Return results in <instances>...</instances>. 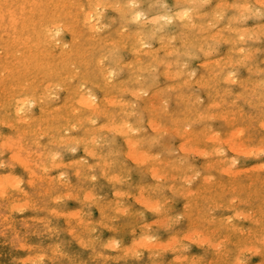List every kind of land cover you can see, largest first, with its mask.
<instances>
[{"label":"rangeland","instance_id":"1","mask_svg":"<svg viewBox=\"0 0 264 264\" xmlns=\"http://www.w3.org/2000/svg\"><path fill=\"white\" fill-rule=\"evenodd\" d=\"M5 1H6V3H4ZM79 1L80 0H72V1L71 0H0V33L2 32V35L0 37L3 38V39H0V43L3 47L2 49H0V52H1L0 63H2V64L5 63L4 65L0 64V70H1V72L3 70H7V71H3L2 73L0 72L2 74V75L0 74V87H1L0 91L2 90V88H3L2 85L4 83H5L4 84L5 86L9 85L8 86L9 88L6 86L3 88L4 90H2L0 92V104H1L0 105V107H1L0 108V128H1L0 129V131H1L0 135H2V136H0V177H6L8 175L10 177L16 178V176L18 175L16 179L21 180V181L23 180V183H21V181H20L21 184L19 185V188H12L11 187L12 189L8 188L9 190L6 193H4L5 195L0 194V237H2V238H0V246H1L0 247V264H3V263H5V264H66V263L67 264H73V263L74 264H82V263L83 264H87V263L88 264H103V263L104 264H106V263L107 264H141V263L142 264H154V263L155 264H157V263L158 264H186V263L187 264H198V263L199 264H234L235 263L236 264L237 262H241V261H243L244 264H264V244H263L264 243V222H263L264 221V193H262L264 190V187H263L264 186V179H263L264 178V173H263L264 172V170H263L264 169V167H263V164H264V143L263 142L264 141H262V140H264V130H263L264 129L263 128L264 127V106L262 105V104H264V94L262 95V93H264V88H263L264 85H262L264 83L263 82V80H264V35H263L264 34V26H263L264 25V0H223V1L205 0V2H203L204 0H199L200 2L198 0H194V1L193 0H189V1H187V0H185V1L184 0H158V1L157 0H138V1L134 0V2H133V0H132V2L130 0H107V1L106 0H90L89 3L87 2L88 0H81L80 2ZM127 1L130 4L129 3L127 4ZM55 2L57 4V6L55 5ZM58 2H59V4H58ZM94 2H96L95 3L96 5L92 4ZM100 2H102V5ZM156 2H160V3H157L158 6L155 4ZM164 2H165V4H164ZM235 2H237L238 4L240 3L241 5H244V6L247 4L248 7L244 8L243 6H241L239 4V9H240L239 10L237 8L238 5ZM61 3H62V5H61ZM109 3H111V4H109ZM119 3H120V5H119ZM125 3L127 5H124ZM132 3H136V4H132ZM137 3L138 4L140 3V4L138 5ZM180 3H181V5H180ZM229 3H232V5L231 4L229 5ZM234 3H235V6H234ZM259 3L262 5H259ZM113 4H114V7L118 4L119 6L117 5L116 7H120V9L119 8H113ZM216 4L223 6V7L217 6ZM98 5H99V7H98ZM103 5H105V6H103ZM108 5H110V6H108ZM130 5H132V6H130ZM255 5H256V7H255ZM129 6L132 8H129ZM134 6H136V7H134ZM153 6L155 7V9H153L154 8ZM176 6L178 9L174 8ZM232 6H234V7H232ZM92 7L95 8L94 11L92 10L93 9ZM103 7H105L104 10H106V11H103ZM157 7H159V8H157ZM182 7H184V8H182ZM186 7H188L189 9ZM218 7H220L221 11H219ZM224 7H226V8H224ZM241 7H243L244 9L243 8L241 9ZM90 8H91V10H86V9H90ZM101 8H102V10H101ZM168 8H171V9L168 10ZM212 8L215 12L213 10H211ZM228 8H230V9H228ZM253 8H255V9L259 8L261 11L259 9L258 10H255V9L252 10ZM68 9H70V10H68ZM158 9L159 10L161 9V10L159 11ZM190 9H191V11H190ZM193 9H195V10H193ZM224 9L228 10V11H225ZM97 10H98V12H96ZM107 10H108V12H107ZM138 10H141V11H138ZM155 10H156V12H155ZM185 10H189L188 12H190V13H188V17L186 19L183 17L185 19V20H183L182 17L178 16V14H176V13L178 11L183 12ZM243 10H245V11H243ZM82 11L84 12L83 13L84 17H83ZM171 11H173V12H171ZM253 11H255V12H253ZM57 12H58V15L56 14ZM91 12H95L94 17H96V16L98 17V15H99V18H97V17L94 18L93 15L91 16V14H93ZM100 12L102 14L104 13L103 17L101 16L102 14ZM162 12H164L165 14ZM242 12H244V13L242 14ZM256 12H257V14H256ZM258 12H259V14H258ZM78 13H81V14H78ZM145 13H147V15H145ZM166 13H168V14L166 15ZM218 13L220 14V18L222 17V20L219 18ZM260 13L262 14V17H261ZM169 14H171V15H169ZM174 14H176V15H174ZM202 14H204V15L201 16ZM137 15H139V16H137ZM215 15L219 18V22H217V20H218L217 18H214ZM238 15H240V16H238ZM259 15H260V17H259ZM143 16H145L146 18ZM176 16H178V18ZM77 17H79V18L75 19ZM134 17L137 18V20L134 19ZM172 17H173V21H172ZM144 18H145V20H144ZM159 18L160 19L165 18L166 20L163 19L162 20L163 23H162V21ZM211 18H212V20H210ZM89 19L91 21L92 20L93 21L91 22V21H89ZM158 19H159V21H156ZM189 19H191V22ZM237 19H239V20L237 21ZM51 20L58 21L61 25L64 24L63 25L64 28H65V26H68L67 29L65 28L66 30H68V32L65 29H63L64 31L62 30V32H60V33H62V35L64 32L63 37L59 33V37H62L61 38L62 40H58L57 43H55V46L57 45L55 48L51 47L49 45L50 41H48L47 39L44 38L45 34H44V31L42 30V28H44L46 26V25L44 26V24H47ZM143 20L145 22V25L143 24L144 23ZM206 20H210L211 22L206 21ZM83 21H86V22H83ZM96 21L98 24L99 23L103 24V26L102 25L100 26V24L98 25L96 23ZM99 21H101V22H99ZM195 21H196V23H195ZM205 21L208 23V25L205 23ZM236 21H237V23H236ZM77 22H79V23H77ZM81 22L83 23L82 25H81ZM87 22H88V24H87ZM137 22H139V23H137ZM140 22H142V23H140ZM156 22H158V23H156ZM160 22L162 25H160ZM260 22H262V24ZM92 23L93 24L95 23L94 26ZM189 23H191L194 27L193 26L190 27L191 24H189ZM259 23H260V25H259ZM41 24H43L44 27ZM110 24H111V26H110ZM147 24H148V26H147ZM228 24H229V26H231V25L232 26L234 25V26L233 27L231 26V28H226V27H228ZM166 25H167V27H165ZM209 25H211L212 27ZM245 25H246V27H241V26H245ZM247 25H249L251 29L253 27V29L251 30L249 28V26H247ZM30 26H31V28H30ZM87 26H88L89 31L87 30ZM91 26H92V29H91ZM215 26H216V28H214ZM235 26L240 27V28H236ZM71 27H72V29H71ZM93 27H95V28H93ZM102 27L104 29L105 28L106 29L103 30ZM155 27H156V29H154ZM259 27H261V28H259ZM118 29H119V31H118ZM122 29L126 31L125 35H123L124 32L122 31ZM136 29H137V32H135ZM161 29H162V31H160ZM228 29H230V31ZM93 30H96L97 32L100 31V32L96 34V32ZM150 30H151V32H150ZM215 30H217L216 31L217 33L213 32ZM250 30L252 32L256 30L257 33H255V32L251 33ZM76 31H78V33ZM207 31H209V32H207ZM244 31H245V33H247V31L250 32L249 33L250 35L248 33L245 34ZM70 32H72V34ZM120 32H122V33H120ZM134 32L136 34L138 33L139 35H136ZM152 32L155 36L153 34L151 35ZM234 32H235V34H234ZM127 33L130 36H126ZM209 33H210V39H209ZM241 33H244L245 36H244V34H241ZM78 34H80V36H78ZM213 34H214V36H213ZM216 34H217V37H216ZM88 35H90V36H88ZM226 35H228V36L224 37ZM247 35H249V36H247ZM92 36H93V38H92ZM139 36L141 37V39H144V40H141L138 44L137 38ZM144 36L145 37L147 36V38H145ZM220 36H223L222 40L220 39L221 38ZM235 36L236 37L239 36L237 38L239 39L241 37V39L238 40ZM74 37H75V39H77L78 37L79 38L77 40H75ZM158 37H160V39H158ZM213 38L220 40V41H218L219 44L216 43L217 41L214 40ZM254 38L255 39L258 38V39L255 40ZM5 39H7V40H5ZM103 39H105V40H103ZM113 39H115L116 42ZM145 39H147V40H145ZM223 39H225V40H223ZM1 40H4V42ZM49 40H50V38H49ZM72 40H74V41L72 42ZM122 40H123V42H122ZM135 40H136L137 44H133V43H135ZM241 40L243 41V43ZM32 41H33V43H32ZM45 41L48 42V44ZM131 41H132V43H131ZM235 41H240V42H235ZM27 43H29V44H27ZM30 43H32V44H30ZM62 43H63L64 49L62 48ZM120 43H122V44L124 43V46L123 45L120 46ZM149 43L151 44V46H149L150 45ZM201 43L203 46L201 45ZM161 44H162V47H161ZM164 44L166 45V47H164L165 46ZM214 44H215V46H213ZM216 44L220 45V46H217ZM115 45L117 46V48ZM147 45L150 48H147L146 47ZM169 45H170V47H169ZM199 45L202 48L199 47ZM237 45H238V47H237ZM241 46L242 47L245 46L246 48L243 47L241 49ZM65 47L67 48V50ZM109 47L111 49H109ZM175 47L177 48L176 49L177 51L174 52ZM227 47H229L231 49V52H230L229 48H227ZM249 47H251L250 50H249ZM57 48H62L63 50H65V55H64L65 58H64V56H63V59L60 57L59 53L56 51ZM157 48H159V49H157ZM199 48L201 50H199ZM207 48H208V51H207ZM113 49H114V51H113ZM139 49L142 51H139ZM163 49H166V50H163ZM211 49H212V51H211ZM77 50H78V52H77ZM227 50H229V51H227ZM28 51H32V52L28 53ZM35 51L37 54L35 53ZM54 51H56L55 54H54ZM167 51H168V54L166 53ZM171 51L174 53H172ZM242 51H243V53H242ZM248 51H250V52H248ZM12 52H14V53L12 54ZM18 52H20V53H18ZM187 52H189V53H187ZM207 52H209L211 54V56ZM236 52H238V53H236ZM254 52H256V53H254ZM141 53H143V54H141ZM206 53L212 59L208 55H206ZM5 54L6 55L10 54V55L5 56ZM46 54H48V55H46ZM140 54H141V56H139ZM41 55L43 58L41 57ZM193 55H196V56L194 57ZM222 56H224L225 58ZM229 56H231V57H229ZM105 57H106V59H105ZM101 58H102V60H101ZM139 58H140V60H138ZM227 58L230 60H228ZM239 58L242 62L239 60ZM242 58H246V59H242ZM5 59H7V60H5ZM96 59H98V60H96ZM207 59H208V61H206ZM213 59H215V61ZM219 59H221V60H219ZM12 60H14L15 62L13 63ZM100 60H101V62H100ZM127 60H128V62L126 65L125 62ZM136 60H138V61H136ZM197 60H199V61H197ZM218 60H219V62H218ZM84 61H86L87 63ZM102 61L105 63H103ZM121 61H123V62H121ZM129 61H131V63ZM209 61L212 62L213 64L212 63L209 64L210 63ZM221 61H224V62L227 61V63H225V66L223 64L224 62H221ZM228 61H230V63ZM239 61L241 62L242 66H239V64H238ZM10 62H12V63H10ZM51 62H52V64H50ZM95 62H99V63H97V65H96ZM204 62H206L210 66L207 65L206 63L204 66ZM231 62L233 63V65ZM129 63H130V66H128ZM235 63L237 64L236 66H234ZM242 63H244V64H242ZM99 64H101L103 67H105V65L107 64L106 68L109 67L111 70H113L114 73H113V75H111V77L113 76L114 82L111 81V79H112L111 77H109L108 79L107 78L101 79V77L103 76V73L101 72L102 68H100L102 66ZM229 64L231 65V67ZM5 65H6V67H5ZM110 66H112V68ZM113 66H114V69H113ZM115 66H116V68H115ZM147 66H150V67H147ZM222 66H224L225 68L224 67L222 68ZM226 66H227V68H226ZM155 67L157 68L156 72H155ZM255 67H258V69H261V71L257 72ZM9 68L11 70H9ZM97 68H100V69H97ZM148 68L151 72L152 71L153 72L151 73L148 70ZM231 68L232 69L234 68V69L232 70ZM190 69L192 71H190ZM70 70L71 71L74 70L75 74H74V71L69 72ZM208 70L209 71L211 70V71L209 72ZM226 70H227V72H226ZM116 71H119V72L116 73ZM188 71H190V72L186 73ZM233 71H235V72H233ZM65 72H67V73H65ZM171 72H173V73L171 74ZM181 72H183V73H181ZM64 73H65L66 78L64 77ZM99 73H101L102 75H100ZM166 73H167V75L169 73L170 76L168 75L167 77H165ZM191 73H193V74H191ZM190 74H191V76H190ZM222 74H223V76H222ZM229 74L231 75L232 78L230 77ZM233 74H234V76H233ZM135 75H137V78L139 80L136 78ZM173 76H175L174 79H173ZM185 76H186V78H185ZM139 77H141V78H139ZM190 77H191V80L189 79ZM212 77H214V78H212ZM217 77H219V78H217ZM58 78H59V80L57 82ZM70 78H71V80H69ZM183 78L186 81L189 80L188 81L189 83H187ZM237 78L238 79L243 78V79L238 81ZM249 78H251L250 79L251 82L249 81ZM83 79H85L86 82H83L84 81ZM194 79L198 83L197 82L195 83ZM63 80L65 82L61 83V81H63ZM95 80H96V82L97 81L99 82V85H98V82L96 84ZM116 80H119L120 83H119V81L116 82ZM201 80L204 81L203 84H202ZM216 80H217V82H216ZM260 80H261V82H260ZM20 81H23V82H20ZM28 81H34V82L31 83ZM190 81H192V82L190 83ZM205 81H208V82H206L208 84H206ZM209 81H210V83H209ZM223 81H225V83ZM38 82L40 83V85ZM93 82H95V83H93ZM170 82H172V83H170ZM173 82L176 84H173ZM181 82L183 83V85L181 84ZM200 82H201L200 85H202V87L200 85L198 86V84ZM229 82H231V83H229ZM253 82H255V83H253ZM51 83L53 84V86L52 85L49 86V84H51ZM55 83L56 84H62V86H59V85L56 86ZM104 83L107 86L106 85L104 86ZM166 83H168V84H166ZM177 83H179V84H177ZM237 83H239V84H237ZM25 84H27V85H25ZM66 84L68 86V89H67ZM71 84L72 85L74 84V85L71 86ZM76 84H79V85L81 84L80 86L78 85V87H79L78 90H77ZM180 84H181V86L180 87L178 86V88H177V85H180ZM253 84H254V86H253ZM24 85L27 87L25 88ZM35 85H36V87H35ZM108 85H110V86H108ZM166 85H168L169 87L171 86L170 88H172V89H170ZM208 85H209V87H208ZM258 85H260V86H258ZM63 86H64V88H63ZM81 86H83V87H81ZM119 86L123 88V92H122V88L120 89ZM150 86H152L153 88L152 87L150 88ZM15 87H16V89H14ZM21 87L22 88L24 87V88L22 89ZM34 87L36 88V90ZM53 87H55V88H53ZM57 87H59L60 89L62 88V91L60 92L59 88H57ZM71 87H73L72 88L73 90L71 89ZM75 87H76V89H75ZM134 87H136V88H134ZM140 87H141V89H140ZM228 87H231V88H228ZM11 88H13V91ZM42 88H44V90ZM90 88H91V90H90ZM117 88L119 91L117 90ZM146 88L148 90H146ZM225 88H226V90H225ZM57 89L59 92L58 93L59 96H57L58 95L57 92L53 93L54 91H57ZM70 89L72 92L70 91ZM79 89L82 91H80ZM86 89L88 91H86ZM102 89H104V90H102ZM151 89L152 90L154 89V90L151 91ZM207 89H209V90L207 91ZM45 90L49 94L46 93ZM136 90H137V92H136ZM143 90H146V91H143ZM49 91H51L52 93ZM89 91L93 92L94 95H96V98H97L96 102L98 105V107H97L98 111L97 112L101 111L100 113L93 112V114H92V110L87 109V107H84L83 105H80L79 103H77L79 96L83 95V94L87 95V92H89ZM130 91H132V92H130ZM158 91H160V93ZM225 91H226V93H224ZM228 91H229V93H228ZM238 91H241L242 93L241 92L238 93ZM5 92H7V93L5 94ZM26 92H28V93H26ZM79 92H81V93H79ZM107 92H108V94L105 95ZM138 92H140V95ZM208 92H210V93L208 94ZM2 93H4V94H2ZM20 93H22V94H20ZM30 93L31 94L33 93V94L31 95ZM116 93H117L118 97L115 96ZM118 93H120V95H122V96H120ZM152 93H154V94H152ZM169 93H170V95H169ZM227 93H228V95H227ZM235 93H237V94H235ZM240 93H241V95L242 94H244V95L241 96ZM259 93H260V95H259ZM63 94H65L66 96ZM68 94L69 95L71 94L72 96L67 97ZM74 94H76V95H74ZM111 94H113L112 98H111ZM186 94H187L188 98L186 97ZM42 95H43V97H42ZM144 95H146V96H144ZM149 95H151V96H149ZM153 95L156 98H153L154 97ZM189 95L191 96L190 98H189ZM212 95L214 97H212ZM6 96L8 99L6 98ZM198 96L200 97V100H199V98H197ZM239 96H241V97H239ZM11 97L13 99H10ZM44 97H46L45 99H47L48 97L49 98H48V100H44L43 99ZM50 97L52 99H50ZM102 97H104V98H102ZM140 97H142V98H140ZM146 97H148V98H146ZM150 97H152V100L150 99ZM157 97L159 99L161 97L162 99L159 100ZM194 97L196 100L194 99ZM2 98H3V100H1ZM23 98H35V101L32 102V104L30 103L29 105H27L28 106L27 108L26 107L24 108V109H26V111L23 109L22 110L23 112L21 111V113H20V111L18 112L16 109V107H17L16 102L18 100L23 99ZM65 98H67V99H65ZM98 98H100V99L98 100ZM101 99H102V101H101ZM149 99L151 100V102ZM153 99L157 103H158V100H159V102L164 101L166 103L165 99H167V102L169 101L168 102L169 105H168V103L165 104L163 102L165 104V107L167 105V109L164 108V104L162 102H160L161 104L158 105L155 101H153ZM224 99H225V101H224ZM6 100L7 101L9 100V101L7 102ZM49 100L50 101L52 100V101L49 102ZM117 100L120 102H118ZM260 100H263L262 104H259L261 102ZM10 101L12 104L9 103ZM13 101H15V102L13 103ZM46 101H48L49 103ZM184 101H185V104L182 103ZM214 101L216 103H214ZM222 101H224V102H222ZM60 102H63V103H60ZM73 102H74V105H73ZM126 102L127 103L131 102V103H128L129 105H127ZM133 102H135V103L133 104ZM232 102H235V103H232ZM46 103H48L47 105L48 106L50 105V106L48 107L46 105ZM51 103H53L54 105ZM114 103L116 104V106L118 104L119 105L116 107ZM41 104H43V105L38 106ZM60 104L64 105L63 107H64V110L66 109L65 111L63 110V107ZM121 104L123 106L124 105L125 106L123 107ZM150 104H152L153 108L151 107ZM210 104H211V106H210ZM212 104H214V105L217 104L216 105L217 107H215ZM14 105H15V107H14ZM65 105H66V107H65ZM76 105H77V107L75 108ZM29 106H31V107H29ZM132 106H134V107L132 108ZM207 106L208 107L210 106V107L207 108ZM222 106L224 107V109ZM13 107H14V109H13ZM154 107H157V108H154ZM161 107L164 109H162ZM29 108L31 110L35 109L36 111L32 110V112H31V110ZM82 108L84 109V111ZM240 108H242L243 111ZM37 109H39V110H37ZM44 109L45 110L48 109L50 111H48V110L44 111ZM56 109H60V110L57 111ZM79 109H80V111H78ZM103 110H104V112H102ZM121 110H122V112H121ZM164 110H166V111H164ZM15 111H17V112H15ZM28 111L30 113H28ZM40 111L41 112L43 111V112L41 113ZM124 111L127 113L124 114L125 113ZM7 112H9V113H7ZM44 112H46V113L44 114ZM67 112L70 113V115ZM181 112H183V114ZM194 112H196V113L194 114ZM206 112H208L209 114H207ZM210 112L213 113L212 115H215V113H216V115L211 116ZM220 112H221V114L219 115ZM230 112H232V114ZM94 113H95V116H94ZM96 113L99 114V116ZM128 113L129 114L131 113V114L129 115ZM41 114L43 117L41 116ZM57 114H59V115H57ZM197 114H198V116H197ZM227 114H228V116H227ZM34 115L36 117H33ZM4 116H5V118H7V119L3 118V119H5V121L3 119H1V117H4ZM29 116H31V117H29ZM85 116H86V118H84ZM130 116H132V117L130 118ZM138 116H139V118H138ZM152 116H153V118H152ZM220 116L224 119H222ZM149 117H151V118H149ZM155 117L158 119L156 120ZM182 117H183V119H182ZM213 117H215V118H213ZM219 117H220V119H219ZM237 117H238V120H233V122L231 121L232 119L237 118ZM19 118H20V120H19ZM68 118H70V119H68ZM184 118H185V120H184ZM196 118H198V119H196ZM86 119L89 122L91 121V123H89ZM138 119H139V121H138ZM141 119H142V121H140ZM6 120H8V121H6ZM28 120H29V122H28ZM74 120L76 123L74 122ZM112 120L115 121L116 124L118 123V121H121L118 124L130 121V122H128L129 126H127L128 128L130 127L129 129L133 130V132H130V134H132L130 136L132 137L134 135L133 138L135 140H136V138H137V140H139V141L136 140V142H138V146L141 145V146H139V150H141L142 153H145L151 157V159L148 160L151 162V164L148 161H143V160L140 162L139 160H141V159L139 157H137V156L135 157V155H132L130 153L131 151L129 150V148H130L129 144L126 143L127 142L126 137L123 138V135L119 134V132H117L113 128V126L116 124H113ZM122 120H124V121H122ZM152 120H156L159 124L161 123L160 124L161 129L159 132H158V130L156 131V129L152 126V124H151ZM14 121H16V122H14ZM64 121L66 122V124ZM68 121H70V122H68ZM77 121H79L81 123H79ZM27 122H28V124H27ZM111 122H112V124H111ZM7 123L10 125H8ZM13 123H14V126L12 125ZM68 123H70V124H68ZM190 123H191V125H190ZM75 124H76L77 128H75ZM130 124H131V126H130ZM231 124L233 127L231 126ZM57 125H59L60 128ZM66 125H67V128H66ZM73 125H74V129H76V130H72ZM82 125H84V126L82 127ZM210 125H211V128H209ZM241 125H243V126H241ZM9 126H10V128H9ZM79 126H80V128H79ZM182 126H184V127H182ZM245 126H246V130L242 129V128H245ZM2 127H4L5 130ZM69 127H71V128H69ZM142 127H144V129H146V130L142 131L143 130ZM166 127L169 128V130H167ZM174 127H176V128H174ZM177 127L178 128L180 127V128L178 129ZM203 127H205V129ZM99 128H100V130H99ZM136 128H138V129H136ZM140 128H141V130H140ZM248 128L250 131L248 130ZM24 129H25V132H24ZM33 129H35V130H33ZM85 129H88V130H85ZM107 129H110V130H107ZM113 129H114V131H113ZM214 129H216V130H214ZM134 131H135V133H134ZM161 131H163L165 133H167L168 131L169 132L167 134L164 133V135H163L161 133ZM179 131L182 132V133H179L180 135L178 133H176ZM185 131L187 133H184ZM38 132L40 133V135ZM43 132H44V134L47 132V135L46 134L43 135ZM137 132H139V133L137 134ZM172 132H175V133H172ZM234 132H236L237 134H235ZM59 133L61 136L59 135ZM90 133H92V134H90ZM100 133H102V134L100 135ZM214 133H217V134H214ZM239 133L242 134V136L244 135L242 137V141L246 145V147L254 148L255 151H252V152L247 151V150H249L248 148L242 149V150L238 149L240 151H238V150L236 151V150L231 149V144L223 143L221 141V140H224L230 136L236 137V135H238ZM83 134H84V136H83ZM103 134L104 135L106 134L105 135L106 137H104ZM159 134H161V135L159 136ZM181 134H182V136H181ZM186 134H188V135H186ZM212 134L214 136L215 135H217V136L221 135L220 137H222L223 139L215 140L213 138L214 136ZM218 134H220V135H218ZM35 135H37V136H35ZM97 135H99V136H97ZM251 135L253 138L251 137ZM38 136H40V137H38ZM80 136L81 137L83 136L82 139ZM200 136L202 137L203 140L200 139L201 138ZM53 137L54 138L57 137V138L51 139ZM103 137H104V139H103ZM158 137H160V138H158ZM209 137H211L212 139ZM66 138H68V139H79V140H83V141L89 142V143H87V146L84 144H79V145L78 144L77 145L76 144H65L66 142L64 140ZM101 138H102V140H101ZM145 138H146V140H145ZM192 138H194V139H192ZM188 139L191 140V146H192V148H189V149H187L186 147L183 146V144L186 143L185 141H188ZM209 139H211V140H209ZM244 139H246V140H244ZM248 139H250V140H248ZM112 140H113V142H112ZM150 140H153V142H151ZM35 141L37 143H35ZM50 141L52 143H55V144H52ZM219 141H221V142H219ZM59 142H61V143H59ZM101 142H103L104 144L103 143L101 144ZM252 142L254 143V145ZM195 143H197L198 145ZM37 144H40V145H37ZM45 144H46V146H43ZM57 144H60V145H57ZM75 145H76V147H75ZM168 145H169V147H168ZM103 147H104V149H103ZM217 147H219V148H217ZM179 148H181V149L179 150ZM197 148H198V150H196ZM116 149H117L118 153L115 151ZM146 149H148L147 152L145 151ZM226 149H227V152H226ZM259 149H260V151H259ZM49 150H52L53 152L52 151L49 152ZM176 150H177V152H176ZM192 150L194 151V153ZM94 151L97 153H95ZM195 151H196V153H195ZM60 152H61V155L59 154ZM127 152H129V153L126 154ZM243 152H245V153H243ZM69 153L72 154V156ZM152 153H154V154H152ZM203 154H205V155H203ZM101 155H102V158H101ZM158 155L160 157H158ZM37 156L39 158H37ZM41 156H42V158H41ZM61 156H64V157H62V160H61ZM133 156L135 157V159L132 158ZM162 156H164V157H162ZM238 156H239V158H238ZM13 157H15V158H13ZM56 157L58 158V160ZM104 157H105V159L107 158V160H105ZM240 157H241V159H240ZM10 158L13 160H11ZM80 158H81V160H80ZM123 158H125V159L127 158L126 159L127 161ZM183 158H187V159H183ZM14 159L15 160L17 159V160L14 161ZM53 159H54V161H53ZM132 159H133V161H132ZM136 159H137V161H136ZM172 159H174L175 161H173ZM60 160H61V162H60ZM177 160H179V161H177ZM204 160H205V162H204ZM116 161L118 162V164ZM125 161L130 162V164L129 163L126 164ZM155 161H157V162L155 163ZM225 161H226V163H225ZM19 162L22 163L23 166L25 165V163L27 165H25V167H23L22 164H20ZM70 162L71 163L73 162V163L71 164ZM75 162H78V165H76L77 163H75ZM87 162L89 165L88 164L84 165ZM99 162H100V164H99ZM214 162L215 163L217 162V163L215 164ZM113 163H115V164H113ZM237 163H238V165H237ZM260 163H262V164H260ZM45 164L48 166H46ZM69 164H70V166H69ZM74 164H75V166H74ZM119 164L121 166H119ZM136 164H137V166H136ZM63 165H65L67 167H71V168H67ZM172 165L173 166L175 165L176 169H177V167H179V168L176 170L175 167L174 168L171 167ZM203 165H204V167H206L207 170L203 167ZM253 165H254V167H253ZM158 166H161V167H158ZM43 167H45V168H43ZM53 167L55 170L53 169ZM108 167L110 168V170ZM250 167H252V168L250 169ZM24 168L27 170H25ZM164 169L167 171H165ZM107 170H108V172H107ZM119 170H121V172ZM220 171H222V172H220ZM164 172H166L167 174ZM169 172H171V173H169ZM1 173H2V175H1ZM29 173H34L36 176H34V174H31V177H30ZM102 173H106V174L102 175ZM129 173H130V176H129ZM133 173H135V174H133ZM27 174H28V176H27ZM95 175H96V178H95ZM43 176L44 177L46 176V177L44 178ZM53 176H55V177L53 178ZM57 176H58V178H57ZM83 176L88 177L89 179L84 178ZM117 176H119L120 179ZM131 176H132V178H131ZM141 176L143 177V179L141 178ZM246 176L248 178H246ZM163 177L165 178V180ZM205 177L206 178L208 177V178L205 179ZM37 178H39V179H37ZM46 178H48V179H46ZM55 178L58 181H56ZM59 178H60V180H59ZM99 178H100V180H99ZM166 178H168V179H166ZM235 178H236V181H235ZM64 179H66V180L68 179V181H66ZM162 179H163V181H162ZM192 179H194V180H192ZM205 180L207 183L205 182ZM34 181H35V183H34ZM112 181H113V183H112ZM123 181L125 184L124 183L120 184ZM160 181H162L161 184H160ZM237 181H238V183H235ZM241 181L243 184L241 183ZM32 182H33V184H32ZM71 182L73 183V186H72ZM114 182H115V184H114ZM117 182H119V184ZM223 182H224V184H223ZM65 183L67 185H65ZM146 183L149 186L151 185V187L147 186ZM230 183H231V185H230ZM257 183H258V185H257ZM68 184H69V186H68ZM259 184H261V185H259ZM109 185H110V187H109ZM152 185H154V186H152ZM159 185H161V186L159 187ZM197 185H198V187H197ZM241 185H242V187H241ZM254 185L255 186L257 185V187H254ZM134 186L137 188H135ZM207 186L208 187L210 186V187L208 188ZM236 186H237V188H236ZM93 187H95V188H93ZM133 187L135 189H133ZM196 187L198 189H196ZM243 187L246 188V190ZM157 188H158V190H157ZM241 188H243V190H241ZM85 189H87V190H85ZM221 189L223 191L225 190L224 191L225 193H223V191ZM249 189H252L251 192ZM88 190H90V191L88 192ZM199 190H200V193H199ZM204 190H208V191H204ZM171 191H174L175 193H173ZM220 191H222V192H220ZM228 191H229V193H227ZM241 191H243V192L246 191V192L241 193ZM255 191H256V193H255ZM90 192H91V195H90ZM212 192L216 196V198L212 194ZM248 192H250V193H248ZM258 192H259V194H257ZM260 192H261V194H260ZM107 193H108V195H107ZM115 193H117V194H115ZM176 193H179V194H176ZM246 193H248V194H246ZM100 194H102V195H100ZM139 194L141 195V197H139L140 196ZM218 194H220L219 197H218ZM224 194H225V196H223ZM228 194L231 196H229ZM7 195H9V197H7ZM115 195H117V196H115ZM142 195H143V197H142ZM21 196H22V198H21ZM101 196H102V199H99V198H101ZM173 196H174V198H173ZM220 196H223V197H220ZM30 197H32V198H30ZM50 197H51V199H50ZM181 198H183V199H181ZM206 198H207V200H206ZM225 198H227V199H225ZM9 199H10V201H9ZM30 199L32 202L29 201ZM123 199H125V201ZM24 200L29 201L28 203H31L32 205L28 204ZM67 200H68V202H66ZM106 200H107V202H106ZM142 200H144V201H142ZM14 201H15V203H14ZM196 201H198L197 204H196ZM133 202H135V203H133ZM167 203H169L170 205ZM193 203H195V204H193ZM33 204H34V206H33ZM142 204L143 205L145 204V205L143 206ZM152 204H154V205H152ZM207 204H208V206H207ZM29 205H31V206H29ZM167 205H169V206H167ZM195 206L197 207V209ZM25 207H26V209H24ZM27 207H29V208H27ZM43 207H44V209H42ZM88 207H89V209H88ZM111 207L115 208L114 211H116V212L113 213V211H112L113 209ZM150 207H152V208H150ZM35 208L37 211L35 210ZM46 208H47V210H46ZM55 208H57V210H58V211L56 210L57 212L55 211ZM98 208H100V210ZM118 208L121 210L119 211ZM193 208H195V210ZM129 209H130V211H128ZM142 209H143V211H142ZM12 210H13V212H12ZM182 210L184 212H182ZM122 211L124 214L122 213ZM180 211H181V213H180ZM200 211L203 214H201ZM51 212H52V214H51ZM62 212H63V214H62ZM157 212H158V214H157ZM214 212H215V214H214ZM217 212H219V213H217ZM100 213H102V214H100ZM130 213L133 214L134 216L133 215L130 216L131 215ZM110 214H112V215H110ZM70 215H72V216H70ZM101 215H103L104 218ZM184 215H185V217H184ZM77 216H78L79 220H78ZM122 216H124L123 219H122ZM140 216H142V217H140ZM187 216H190V217H187ZM12 217L13 218L15 217V218L13 219ZM1 218H3V219H1ZM10 218H12V219H10ZM30 218L32 220H30ZM45 218H46V220H45ZM66 218L67 219L70 218V219L66 221ZM76 218H77V220H76ZM163 219H164V221L166 220L165 223H164ZM228 219H229V221H228ZM55 220H57V221H55ZM99 220H101V221H99ZM131 220H133V221H131ZM157 220H158V222H157ZM189 220H193V221H189ZM206 221H208L209 223H206ZM67 222H70V223H67ZM113 222H115L117 225ZM151 222H153V223H151ZM154 222H155V224H154ZM256 222H257V224L255 225ZM46 223L47 224L49 223L48 225H50V226H48ZM97 223H100V224H97ZM9 224H10V226H8ZM77 224H79V225H77ZM82 224L84 225V227L82 226ZM121 224H123V225H121ZM125 224H126V226H124ZM198 224H200V225H198ZM214 224L217 226L215 227ZM232 224H233V226H232ZM187 225H189V227ZM225 225H227V227H229L228 228L229 230H227ZM14 227H16V228H14ZM22 227H23V229H22ZM177 227H179L180 229ZM202 227H203V229H202ZM231 227H233V228H231ZM99 228L101 230H99ZM106 228H107V230H106ZM198 228H200V229H198ZM154 229L156 232L154 231ZM175 229L178 232H176ZM183 229H185V230H183ZM194 229H195V231H194ZM230 229H232L233 231ZM86 230H87V232H86ZM191 230H193L194 232ZM55 231H56V233H55ZM113 231H115V233ZM75 232H77V233H75ZM137 233H138V235H137ZM197 233H200V235H202V236L199 237L197 235ZM219 233H221V234H219ZM49 234H51V235H49ZM73 234L75 236H72ZM88 234H89V236H88ZM80 235H81V237H80ZM132 235H134V236H132ZM217 235H218V237H216ZM101 236H104V237H101ZM74 237H75V239H74ZM87 237L89 240H91V241L88 240L89 244L86 241ZM171 237H173V238H171ZM202 237L205 239L204 242H203L204 239ZM38 238H40V239H38ZM80 238L81 239L83 238L82 241L80 240ZM189 238H190V240H189ZM249 238L250 239L252 238L251 242H250ZM173 239H174V241H172ZM158 240H159V242H158ZM40 241H41V243H40ZM193 241H195V242H193ZM260 241H262V242H260ZM90 242H91V245H90ZM171 242H173V243H171ZM21 243L24 244L23 248L21 246L22 245ZM28 243H30V244H28ZM135 243H137V245H135ZM138 243H139V245H138ZM147 243H149V244H147ZM92 244H95V245H92ZM156 244L158 246H156ZM256 244H257V246H256ZM261 244H263V246ZM35 245H37V246H35ZM182 245H183V247H179ZM231 245H233V246H231ZM242 245H243V247L245 245L246 246L243 248ZM49 246L50 247L52 246V247L50 248ZM83 246H86V247H83ZM88 246H90V248ZM103 246H105V247H103ZM147 246H148V248H147ZM17 247H19V248H17ZM41 248H42V250H41ZM49 248H50V250H49ZM77 248H78V250H77ZM261 248H262V250H261ZM51 249H52V251H51ZM91 249H93V250H91ZM163 249H164V252H163ZM180 249L182 250V252ZM199 249H201V250H199ZM242 249H244V250H242ZM207 250H209V251H207ZM69 251H70V253H69ZM74 251H75V253H74ZM183 251H185V252H183ZM196 251H198V253ZM253 251H255L254 252L255 254L253 253ZM152 252H154V253H152ZM260 252H261V254H260ZM42 253H43V255L44 254L45 255L43 256ZM71 253H72V257L70 258ZM147 253L150 255V257H148L149 255H146ZM211 253H213V254L211 255ZM105 254H107V255H105ZM173 255H174V257H173ZM14 257H16V258H14ZM172 258H174V259H172ZM176 258H179V259L176 260ZM186 259H187V261H186ZM195 260H197V261H195Z\"/></svg>","mask_w":264,"mask_h":264},{"label":"bare ground","instance_id":"2","mask_svg":"<svg viewBox=\"0 0 264 264\" xmlns=\"http://www.w3.org/2000/svg\"><path fill=\"white\" fill-rule=\"evenodd\" d=\"M71 1H72V0H71ZM80 1H81V0H80ZM80 1H79V2H80ZM89 1H90V0H88L87 2L89 3ZM106 1H107V0H106ZM130 1L132 2V0H130ZM137 1H138V0H137ZM157 1H158V0H157ZM184 1H185V0H184ZM187 1H189V0H187ZM193 1H194V0H193ZM198 1H199V0H198ZM217 1H218V0H217ZM220 1H223V0H220ZM96 2H97V1H96ZM96 2H94V3H92V4L94 5ZM103 2H104V1H103ZM133 2H134V0H133ZM199 2H200V1H199ZM201 2H202V1H201ZM203 2H205V0H204ZM203 2H202V3H203ZM206 2H207V1H206ZM228 2H229V1H228ZM237 2H238V1H237ZM237 2H235V3L238 5V7H237V6H236V7L239 9V4H240V3L238 4ZM241 2H242V1H241ZM245 2H246V1H245ZM245 2H244V3H245ZM260 2H261V1H260ZM4 3H6V1H5ZM50 3H51V2H50ZM77 3H78V2H77ZM100 3H101V5H102V2H100ZM100 3H99V4H100ZM106 3H107V2H106ZM128 3H129V2L127 1V4H128ZM149 3H150V2H149ZM157 3H160V2H156V3H155V4L158 6ZM235 3H234V6H235ZM242 3H243V2H242ZM249 3H250V2H249ZM257 3H258V2H257ZM33 4H34V3H33ZM33 4H32V5H33ZM48 4H49V3H48ZM58 4H59V2H58ZM64 4H65V3H64ZM78 4H79V3H78ZM109 4H111V3H109ZM127 4L125 3L124 5H127ZM129 4H130V3H129ZM132 4H136V3H132ZM137 4H138V3H137ZM139 4H140V3H139ZM139 4H138V5H139ZM143 4H144V3H143ZM164 4H165V2H164ZM204 4H205V3H204ZM217 4H218V3H217ZM217 4H216V5H217ZM220 4H221V3H220ZM224 4H225V3H224ZM230 4L232 5V3H229V5H230ZM50 5H51V4H50ZM55 5L57 6L56 2H55ZM61 5H62V3H61ZM73 5H74V4H73ZM73 5H72V6H73ZM79 5H80V4H79ZM88 5H89V4H88ZM93 5H92V6H93ZM95 5H96V4H95ZM105 5H106V4H105ZM105 5H103V6H105ZM117 5H118V4H117ZM117 5H116V6H117ZM119 5H120V3H119ZM119 5H118V6H119ZM156 5H155V6H156ZM180 5H181V3H180ZM201 5H202V4H201ZM227 5H228V4H227ZM227 5H226V6H227ZM240 5H241V4H240ZM251 5H252V4H251ZM257 5H258V4H257ZM259 5H262V4L259 3ZM63 6H64V5H63ZM90 6H91V5H90ZM108 6H110V5H108ZM111 6H112V5H111ZM116 6L114 7V4H113V8H119V9H120V7H116ZM130 6H132V5H130ZM130 6H129V8H132V7H130ZM217 6H220V5H217ZM234 6H232V7H234ZM241 6H243L244 8H245V7H248L247 4H246L245 6H244V5H241ZM249 6H250V5H249ZM252 6H253V5H252ZM252 6H251V7H252ZM52 7H53V6H52ZM83 7H84V6H83ZM95 7H96V6H95ZM98 7H99V5H98ZM106 7H107V6H106ZM134 7H136V6H134ZM153 7H154V6H153ZM171 7H172V6H171ZM220 7H223V6H220ZM220 7H218L219 11H221V10H220ZM227 7H228V6H227ZM229 7H230V6H229ZM243 7H241V9H242ZM255 7H256V5H255ZM92 8H93V7H92ZM104 8H105V7H103V11H106V10H104ZM111 8H112V7H111ZM157 8H159V7H157ZM174 8H177V6L174 7ZM182 8H184V7H182ZM186 8H188V7H186ZM224 8H226V7H224ZM244 8H243V9H244ZM259 8H260V7H259ZM259 8H258V9H259ZM51 9H52V8H51ZM83 9H84V8H83ZM83 9H82V10H83ZM94 9H95V8H93L92 10L94 11ZM153 9H155V7H154ZM170 9H171V8H168V10H170ZM177 9H178V8H177ZM188 9H189V8H188ZM191 9H192V8H191ZM191 9H190V11H191ZM228 9H230V8H228ZM254 9H255V8H253L252 10H254ZM258 9H255V10H258ZM68 10H70V9H68ZM84 10H85V9H84ZM86 10H91V8H90V9H86ZM101 10H102V8H101ZM116 10H117V9H116ZM158 10H159V9H158ZM160 10H161V9H160ZM160 10H159V11H160ZM166 10H167V9H166ZM175 10H176V9H175ZM193 10H195V9H193ZM193 10H192V11H193ZM211 10H213V8H212ZM224 10H225V9H224ZM239 10H240V9H239ZM259 10H260V9H259ZM32 11H33V10H32ZM48 11H49V10H48ZM50 11H51V10H50ZM79 11H80V10H79ZM118 11H119V10H118ZM138 11H141V10H138ZM188 11H189V10H185V11H183V12H181V11L179 12V11H178L179 13L177 12L176 14H178V16H181L182 19L185 20V19L188 17V13H190V12H188ZM213 11H214V10H213ZM225 11H228V10H225ZM243 11H245V10H243ZM246 11H247V10H246ZM260 11H261V10H260ZM58 12H59V11H58ZM58 12L56 13L57 15H58ZM80 12H81V11H80ZM86 12H87V11H86ZM96 12H98V10H97ZM107 12H108V10H107ZM121 12H122V11H121ZM133 12H134V11H133ZM145 12H146V11H145ZM155 12H156V10H155ZM155 12H154V13H155ZM168 12H169V11H168ZM171 12H173V11H171ZM193 12H194V11H193ZM209 12H210V11H209ZM214 12H215V11H214ZM217 12H218V11H217ZM223 12H224V11H223ZM239 12H240V11H239ZM249 12H250V11H249ZM253 12H255V11H253ZM83 13H84V12L82 11V14H83ZM91 13H93V14H91V16L93 15V17H94L95 12H91ZM100 13H101V12H100ZM100 13H99V14H100ZM143 13H144V12H143ZM143 13H142V14H143ZM159 13H160V12H159ZM162 13H164V12H162ZM162 13H161V14H162ZM205 13H206V12H205ZM240 13H241V12H240ZM243 13H244V12H242V14H243ZM37 14H38V13H37ZM78 14H81V13H78ZM101 14H102V13H101ZM137 14H138V13H137ZM164 14H165V13H164ZM167 14H168V13H166V15H167ZM176 14H174V15H176ZM211 14H212V13H211ZM218 14H219V13H218ZM218 14H217V15H218ZM223 14H224V13H223ZM256 14H257V12H256ZM258 14H259V12H258ZM260 14H261V13H260ZM103 15H104V13H103L101 16L103 17ZM112 15H113V14H112ZM145 15H147V13H145ZM148 15H149V14H148ZM169 15H171V14H169ZM189 15H190V14H189ZM203 15H204V14H202L201 16H203ZM225 15H226V14H225ZM245 15H246V14H245ZM247 15H248V14H247ZM81 16H82V15H81ZM86 16H87V15H86ZM130 16H131V15H130ZM137 16H139V15H137ZM137 16H136V17H137ZM160 16H161V15H160ZM178 16H176V17L178 18ZM223 16H224V15H223ZM238 16H240V15H238ZM83 17H84V14H83ZM87 17H88V16H87ZM93 17H92V18H93ZM96 17H97V16H96ZM96 17H94V18H96ZM132 17H133V16H132ZM143 17H145V16H143ZM183 17H184L185 19H184ZM190 17H191V16H190ZM234 17H235V16H234ZM259 17H260V15H259ZM261 17H262V14H261ZM78 18H79V17H77V18H75V19H78ZM97 18H99V15H98ZM100 18H101V17H100ZM139 18H140V17H139ZM141 18H142V17H141ZM145 18H146V17H145ZM145 18H144V20H145ZM214 18H217V19H218L217 22H219L220 14H219V18H218L216 15H215ZM236 18H237V17H236ZM239 18H240V17H239ZM86 19H87V18H86ZM134 19L137 20V18H135V17H134ZM159 19H160V18H159ZM159 19L156 20V21H159ZM163 19H165V18H163ZM163 19H160V20L162 21ZM182 19H181V20H182ZM191 19H192V18H191ZM191 19H189L190 22H191ZM220 19L222 20V17H221ZM243 19H244V18H243ZM243 19H242V20H243ZM249 19H250V18H249ZM258 19H259V18H258ZM111 20H112V19H111ZM113 20H114V19H113ZM139 20H140V19H139ZM144 20H143V22H144ZM165 20H166V19H165ZM165 20H164V21H165ZM210 20H212V18H211ZM210 20H206V21H210ZM221 20H220V21H221ZM238 20H239V19H237V21H238ZM245 20H246V19H245ZM260 20H261V19H260ZM59 21H60V20H59ZM81 21H82V20H81ZM89 21H91V20L89 19ZM89 21H88V22H89ZM92 21H93V20H92ZM92 21H91V22H92ZM101 21H102V20H101ZM101 21H99V22H101ZM127 21H128V20H127ZM130 21H131V20H130ZM130 21H129V22H130ZM167 21H168V20H167ZM172 21H173V17H172ZM179 21H180V20H179ZM206 21H205V23L208 25V23H207ZM237 21H236V23H237ZM240 21H241V20H240ZM247 21H248V20H247ZM35 22H36V21H35ZM83 22H86V21H83ZM88 22H87V24H88ZM113 22H114V21H113ZM113 22H112V23H113ZM131 22H132V21H131ZM135 22H136V21H135ZM210 22H211V21H210ZM217 22H216V23H217ZM243 22H244V21H243ZM33 23H34V22H33ZM46 23H47V22H46ZM77 23H79V22H77ZM96 23H97V21H96ZM137 23H139V22H137ZM140 23H142V22H140ZM154 23H155V22H154ZM154 23H153V24H154ZM156 23H158V22H156ZM162 23H163V21H162ZM166 23H167V22H166ZM187 23H188V22H187ZM187 23H186V24H187ZM192 23H193V22H192ZM195 23H196V21H195ZM241 23H242V22H241ZM260 23L262 24V22H260ZM260 23H259V25H260ZM62 24H63V23H62ZM68 24H69V23H68ZM82 24H83V23L81 22V25H82ZM92 24H93V23H92ZM92 24H91V25H92ZM94 24H95V23H94ZM94 24H93V26H94ZM97 24H98V23H97ZM99 24H100V26H101V25L103 26V24H101V23H99ZM99 24H98V25H99ZM143 24L145 25V22H144ZM189 24H191V23H189ZM38 25H39V24H38ZM41 25L43 26V24H41ZM45 25H46V26H45ZM63 25H64V24H63ZM63 25H61L58 21H54V20H51V21L48 22L47 24H44L45 27L43 26L44 28H42V30L44 31V34H45V35H44V34H43V35H44V38H45V39H47L48 41H50L49 45H50L51 47H54V48H55V47L57 46V45L55 46V43H57L58 40H62L61 38L63 37L64 32H63V35H62V33H60V32H62V30L65 29V28L67 29V27H68V26H65V28H64ZM79 25H80V24H79ZM105 25H106V24H105ZM105 25H104V26H105ZM122 25H123V24H122ZM160 25H162L161 22H160ZM164 25H165V24H164ZM171 25H172V24H171ZM187 25H188V24H187ZM194 25H195V24H194ZM216 25H217V24H216ZM77 26H78V25H77ZM89 26H90V25H89ZM107 26H108V25H107ZM107 26H106V27H107ZM110 26H111V24H110ZM110 26H109V27H110ZM147 26H148V24H147ZM169 26H170V25H169ZM172 26H173V25H172ZM192 26H193V25L191 24L190 27H192ZM209 26H211V25H209ZM226 26H227V25H226ZM231 26H232V25H231ZM231 26H229V24H228V27H226V28H231ZM233 26H234V25H233ZM233 26H232V27H233ZM247 26H249V25H247ZM252 26H253V25H252ZM252 26H251V27H252ZM254 26H255V25H254ZM263 26H264V25H263ZM85 27H86V26H85ZM97 27H98V26H97ZM97 27H96V28H97ZM124 27H125V26H124ZM153 27H154V26H153ZM165 27H167V25H166ZM193 27H194V26H193ZM211 27H212V26H211ZM224 27H225V26H224ZM235 27H236V26H235ZM241 27H246V25H245V26H241ZM30 28H31V26H30ZM40 28H41V27H40ZM93 28H95V27H93ZM214 28H216V26H215ZM236 28H240V27H236ZM249 28H250V26H249ZM259 28H261V27H259ZM262 28H263V27H262ZM66 29H65V30H66ZM71 29H72V27H71ZM85 29H86V28H85ZM91 29H92V26H91ZM91 29H90V30H91ZM102 29L105 30L106 28L104 29V28L102 27ZM107 29H108V28H107ZM120 29H121V28H120ZM124 29H125V28H124ZM143 29H144V28H143ZM148 29H149V28H148ZM154 29H156V27H155ZM170 29H171V28H170ZM250 29H251V28H250ZM252 29H253V27H252ZM252 29H251V30H252ZM257 29H258V28H257ZM87 30H88V26H87ZM146 30H147V29H146ZM228 30L230 31V29H228ZM237 30H238V29H237ZM237 30H236V31H237ZM251 30H250V31H251ZM34 31H35V30H34ZM40 31H41V30H40ZM43 31H42V32H43ZM63 31H64V30H63ZM66 31L68 32V30H66ZM73 31H74V30H73ZM78 31H79V30H78ZM78 31H76V32L78 33ZM88 31H89V30H88ZM91 31H92V30H91ZM93 31H95L96 34L100 32V31L97 32L96 30H93ZM118 31H119V29H118ZM120 31H121V30H120ZM122 31L124 32L123 35H125V32H126V31L123 30V29H122ZM153 31H154V30H153ZM160 31H162V29H161ZM216 31H217V30H215V31H213V32L217 33ZM229 31H228V32H229ZM245 31H246V30H245ZM245 31H244V33H245ZM258 31H259V30H258ZM81 32H82V31H81ZM101 32H102V31H101ZM135 32H137V29H136ZM135 32H134V33H135ZM150 32H151V30H150ZM205 32H206V31H205ZM207 32H209V31H207ZM254 32L257 33L256 30L253 31V32L251 31V33H254ZM59 33L62 35V37H59ZM70 33L72 34V32H70ZM79 33H80V32H79ZM120 33H122V32H120ZM128 33H129V32H128ZM128 33H127V34H128ZM134 33H133V34H134ZM215 33H214V34H215ZM218 33H219V32H218ZM244 33H241V34H244ZM247 33L249 34L250 32L247 31ZM247 33H245V34H247ZM81 34H82V33H81ZM127 34H126V36H130V35H129L130 33H129L128 35H127ZM135 34H136V33H135ZM135 34H134V35H135ZM152 34H153V32L151 33V35H152ZM214 34H213V36H214ZM219 34H220V33H219ZM234 34H235V32H234ZM245 34H244V36H245ZM1 35H2V32L0 33V36H1ZM7 35H8V34H7ZM82 35H83V34H82ZM82 35H81V36H82ZM93 35H94V34H93ZM136 35H139V34L137 33ZM136 35H135V36H136ZM153 35H154V34H153ZM173 35H174V34H173ZM191 35H192V34H191ZM239 35H240V34H239ZM249 35H250V34H249ZM249 35H247V36H249ZM256 35H257V34H256ZM263 35H264V34H263ZM78 36H80V34H78ZM88 36H90V35H88ZM88 36H87V37H88ZM126 36H125V37H126ZM135 36H134V37H135ZM141 36H142V35H141ZM154 36H155V35H154ZM171 36H172V35H171ZM199 36H200V35H199ZM201 36H202V35H201ZM213 36H212V37H213ZM227 36H228V35H226V36H224V37H227ZM67 37H68V36H67ZM96 37H97V36H96ZM96 37H95V38H96ZM120 37H121V36H120ZM139 37H140V36H139ZM139 37H138V38L136 37V38H137V43H138V44H139V42H140L141 40H144V39H141V37H140V38H139ZM144 37H145V36H144ZM160 37H161V36H160ZM160 37H158V39H160ZM202 37H203V36H202ZM212 37H211V38H212ZM216 37H217V34H216ZM220 37H221L220 39L222 40L223 36H220ZM235 37H236V36H235ZM237 37H239V36H237ZM237 37H236V38H237ZM44 38H43V39H44ZM49 38H50V40H49ZM78 38H79V37H78ZM78 38H77V39H78ZM89 38H90V37H89ZM92 38H93V36H92ZM132 38H133V37H132ZM145 38H147V36H146ZM170 38H171V37H170ZM173 38H174V37H173ZM200 38H201V37H200ZM243 38H244V37H243ZM248 38H249V37H248ZM251 38H252V37H251ZM0 39H3V38L0 37ZM7 39H8V38H7ZM7 39H5V40H7ZM74 39H75V37H74ZM77 39H75V40H77ZM86 39H87V38H86ZM105 39H106V38H105ZM105 39H103V40H105ZM133 39H134V38H133ZM209 39H210V33H209ZM213 39L216 40V41H217L216 43L219 44L218 41H220V40H217V39H215V38H213ZM227 39H228V38H227ZM227 39H226V40H227ZM237 39H238V38H237ZM240 39H241V37H240L238 40H240ZM249 39H250V38H249ZM252 39H253V38H252ZM254 39H255V38H254ZM256 39H258V38H256ZM256 39H255V40H256ZM51 40H52V41H51ZM110 40H111V39H110ZM113 40H115V39H113ZM145 40H147V39H145ZM172 40H173V39H172ZM172 40H171V41H172ZM207 40H208V39H207ZM223 40H225V39H223ZM259 40H260V39H259ZM1 41L4 42V40H1ZM63 41H64V40H63ZM73 41H74V40H72V42H73ZM118 41H119V40H118ZM232 41H233V40H232ZM241 41H242V40H241ZM244 41H245V40H244ZM6 42H7V41H6ZM10 42H11V41H10ZM12 42H13V41H12ZM45 42H46V41H45ZM45 42H44V43H45ZM64 42H65V41H64ZM64 42H63V43H64ZM77 42H78V41H77ZM103 42H104V41H103ZM115 42H116V40H115ZM122 42H123V40H122ZM125 42H126V41H125ZM133 42H134V41H133ZM143 42H144V41H143ZM225 42H226V41H225ZM235 42H240V41H235ZM235 42H234V43H235ZM32 43H33V41H32ZM32 43H30V44H32ZM38 43H39V42H38ZM46 43L48 44V42H46ZM63 43H62V48L64 49ZM106 43H107V42H106ZM110 43H111V42H110ZM110 43H109V44H110ZM131 43H132V41H131ZM131 43H130V44H131ZM137 43H136V40H135V43H133V44H137ZM141 43H142V42H141ZM158 43H159V42H158ZM197 43H198V42H197ZM230 43H231V42H230ZM242 43H243V41H242ZM13 44H14V43H13ZM27 44H29V43H27ZM60 44H61V43H60ZM107 44H108V43H107ZM149 44H150V43H149ZM236 44H237V43H236ZM65 45H66V44H65ZM95 45H96V44H95ZM121 45L124 46V43H123V44L120 43V46H121ZM125 45H126V44H125ZM158 45H159V44H158ZM164 45H165V44H164ZM171 45H172V44H171ZM201 45H202V43H201ZM216 45H217V44H216ZM50 46H49V47H50ZM60 46H61V45H60ZM101 46H102V45H101ZM115 46H116V45H115ZM143 46H144V45H143ZM149 46H151V44H150ZM152 46H153V45H152ZM167 46H168V45H167ZM202 46H203V45H202ZM213 46H215V44H214ZM217 46H220V45H217ZM229 46H230V45H229ZM127 47H128V46H127ZM130 47H131V46H130ZM136 47H137V46H136ZM138 47H139V46H138ZM146 47H147V48H150V47H148V45H147ZM146 47H145V48H146ZM157 47H158V46H157ZM161 47H162V44H161ZM164 47H166V45H165ZM169 47H170V45H169ZM199 47H201V46L199 45ZM205 47H206V46H205ZM221 47H222V46H221ZM237 47H238V45H237ZM243 47H245V46H243ZM243 47L241 46V49H242ZM2 48H3V47H2V45H1V43H0V49H2ZM42 48H43V47H42ZM42 48H41V49H42ZM62 48H57L56 51L59 53L60 57L63 59V56L65 55V50H63ZM65 48H66V47H65ZM88 48H89V47H88ZM99 48H100V47H99ZM116 48H117V46H116ZM128 48H129V47H128ZM140 48H141V47H140ZM172 48H173V47H172ZM201 48H202V47H201ZM216 48H217V47H216ZM227 48H229V47H227ZM231 48H232V47H231ZM234 48H235V47H234ZM245 48H246V47H245ZM245 48H244V49H245ZM247 48H248V47H247ZM250 48H251V47H249V50H250ZM109 49H111V48L109 47ZM130 49H131V48H130ZM153 49H154V48H153ZM155 49H156V48H155ZM157 49H159V48H157ZM160 49H161V48H160ZM176 49H177V48L175 47L174 52L177 51ZM196 49H197V48H196ZM205 49H206V48H205ZM238 49H239V48H238ZM241 49H240V50H241ZM66 50H67V48H66ZM115 50H116V49H115ZM125 50H126V49H125ZM143 50H144V49H143ZM163 50H166V49H163ZM163 50H162V51H163ZM168 50H169V49H168ZM172 50H173V49H172ZM199 50H201V49L199 48ZM229 50H230V52H231V49H230V48H229ZM229 50H227V51H229ZM56 51H54V54H55ZM113 51H114V49H113ZM137 51H138V50H137ZM137 51H136V52H137ZM139 51H142V50L139 49ZM148 51H149V50H148ZM151 51H152V50H151ZM153 51H154V50H153ZM205 51H206V50H205ZM207 51H208V48H207ZM211 51H212V49H211ZM221 51H222V50H221ZM14 52H15V51H14ZM14 52H12V54H13ZM30 52H32V51H28V53H30ZM77 52H78V50H77ZM146 52H147V51H146ZM171 52H172V51H171ZM174 52H172V53H174ZM214 52H215V51H214ZM216 52H217V51H216ZM225 52H226V51H225ZM232 52H233V51H232ZM234 52H235V51H234ZM244 52H245V51H244ZM246 52H247V51H246ZM248 52H250V51H248ZM10 53H11V52H10ZM15 53H16V52H15ZM18 53H20V52H18ZM35 53H36V51H35ZM52 53H53V52H52ZM139 53H140V52H139ZM147 53H148V52H147ZM166 53L168 54V51H167ZM178 53H179V52H178ZM187 53H189V52H187ZM207 53L210 54L209 52H207ZM207 53H206V55H208ZM211 53H212V52H211ZM218 53H219V52H218ZM236 53H238V52H236ZM240 53H241V52H240ZM242 53H243V51H242ZM251 53H252V52H251ZM254 53H256V52H254ZM0 54H1V52H0ZM6 54H7V53H6ZM6 54H5V56H9V55H10V54H9V55H6ZM36 54H37V53H36ZM86 54H87V53H86ZM141 54H143V53H141ZM141 54H140L139 56H141ZM212 54H213V53H212ZM244 54H245V53H244ZM46 55H48V54H46ZM61 55H62V56H61ZM107 55H108V54H107ZM154 55H155V54H154ZM240 55H241V54H240ZM0 56H1V55H0ZM3 56H4V55H3ZM103 56H104V55H103ZM103 56H102V57H103ZM105 56H106V55H105ZM193 56L195 57L196 55H193ZM208 56H209V55H208ZM208 56H207V57H208ZM210 56H211V54H210ZM210 56H209V57H210ZM224 56H225V55H224ZM224 56H222V57H224ZM39 57H40V56H39ZM41 57H42V55H41ZM99 57H100V56H99ZM154 57H155V56H154ZM216 57H217V56H216ZM226 57H227V56H226ZM229 57H231V56H229ZM241 57H242V56H241ZM244 57H245V56H244ZM4 58H5V57H4ZM42 58H43V57H42ZM42 58H41V59H42ZM64 58H65V56H64ZM191 58H192V57H191ZM210 58H211V57H210ZM213 58H214V57H213ZM220 58H221V57H220ZM224 58H225V57H224ZM8 59H9V58H8ZM12 59H13V58H12ZM55 59H56V58H55ZM105 59H106V57H105ZM105 59H104V60H105ZM208 59H209V58H208ZM208 59H207L206 61H208ZM211 59H212V58H211ZM227 59H228V58H227ZM227 59H226V60H227ZM231 59H232V58H231ZM237 59H238V58H237ZM242 59H246V58H242ZM5 60H7V59H5ZM14 60H15V59H14ZM14 60H12L13 63L15 62ZM78 60H79V59H78ZM81 60H82V59H81ZM96 60H98V59H96ZM96 60H95V61H96ZM101 60H102V58H101ZM101 60H100V62H101ZM128 60H129V59H128ZM128 60H127L126 62L124 61L126 65H127ZM138 60H140V58H139ZM138 60H136V61H138ZM213 60L215 61V59H213ZM219 60H221V59H219ZM219 60H218V62H219ZM228 60H230V59H228ZM239 60H240V58H239ZM42 61H43V60H42ZM73 61H74V60H73ZM82 61H83V60H82ZM82 61H81V62H82ZM134 61H135V60H134ZM197 61H199V60H197ZM200 61H201V60H200ZM203 61H204V60H203ZM224 61H225V60H224ZM224 61H221V62H224ZM231 61H232V60H231ZM240 61H241V60H240ZM240 61H239V62H240ZM27 62H28V61H27ZM78 62H79V61H78ZM84 62H86V61H84ZM90 62H91V61H90ZM102 62H103V61H102ZM121 62H123V61H121ZM129 62L131 63V61H129ZM140 62H141V61H140ZM143 62H144V61H143ZM143 62H142V63H143ZM174 62H175V61H174ZM176 62H177V61H176ZM183 62H184V61H183ZM195 62H196V61H195ZM209 62H210V61H209ZM221 62H220V63H221ZM228 62L230 63V61H228ZM232 62H233V61H232ZM232 62H231V63H232ZM234 62H235V61H234ZM239 62H238L239 66H242V65H241V62H242V61H241L240 63H239ZM10 63H12V62H10ZM39 63H40V62H39ZM86 63H87V62H86ZM95 63H96V65H97V63H99V62H95ZM103 63H105V62H103ZM103 63H102V64H103ZM130 63H129L128 66H130ZM205 63H206V62H204V66H205ZM211 63H212V62H210L209 64H211ZM215 63H216V62H215ZM220 63H219V64H220ZM225 63H227V61L223 63L224 66H225ZM0 64H2V63H0ZM4 64H5V63H4ZM4 64H2V65H4ZM48 64H49V63H48ZM50 64H52V62H51ZM71 64H72V63H71ZM125 64H124V65H125ZM206 64H207V63H206ZM209 64H207V65H209ZM212 64H213V63H212ZM242 64H244V63H242ZM99 65H101V64H99ZM106 65H107V64H106ZM106 65H105V67H103L102 65H101L102 67H100V68H102V69H101V72L103 73V76H104V77L102 76L101 79H103V78H105V79L107 78V79H108V78L111 77V75H113V73H114L113 70H111L109 67L106 68ZM122 65H123V64H122ZM192 65H193V64H192ZM221 65H222V64H221ZM229 65H230V64H229ZM229 65H228V66H229ZM232 65H233V63H232ZM236 65H237V64L235 63L234 66H236ZM10 66H11V65H10ZM14 66H15V65H14ZM14 66H13V67H14ZM128 66H127V67H128ZM183 66H184V65H183ZM200 66H201V65H200ZM209 66H210V65H209ZM224 66H222V68H223ZM5 67H6V65H5ZM97 67H98V66H97ZM110 67L112 68V66H110ZM147 67H150V66H147ZM212 67H213V66H212ZM230 67H231V65H230ZM232 67H233V66H232ZM11 68H12V67H11ZM14 68H15V67H14ZM18 68H19V67H18ZM18 68H17V69H18ZM71 68H72V67H71ZM100 68H97V69H100ZM115 68H116V66H115ZM224 68H225V67H224ZM226 68H227V66H226ZM239 68H240V67H239ZM239 68H238V69H239ZM241 68H242V67H241ZM253 68H254V67H253ZM255 68H256L257 72H258V71H261V69H258V67H255ZM17 69H16V70H17ZM77 69H78V68H77ZM113 69H114V66H113ZM156 69H157V68L155 67V72H156ZM231 69H232V68H231ZM233 69H234V68H233ZM233 69H232V70H233ZM9 70H11V69L9 68ZM26 70H27V69H26ZM75 70H76V69H75ZM121 70H122V69H121ZM132 70H133V69H132ZM148 70H149V68H148ZM151 70H152V69H151ZM170 70H171V69H170ZM222 70H223V69H222ZM246 70H247V69H246ZM248 70H249V69H248ZM251 70H252V69H251ZM3 71H7V70H3ZM3 71H2V72H3ZM73 71H74V70H72V71L70 70L69 72H73ZM114 71H115V70H114ZM119 71H120V70H119ZM119 71H116V73L119 72ZM149 71H150V70H149ZM190 71H192V70L190 69ZM190 71H188V72H186V73H189ZM208 71H209V70H208ZM210 71H211V70H210ZM210 71H209V72H210ZM0 72H1V70H0ZM2 72H1V73H2ZM50 72H51V71H50ZM144 72H145V71H144ZM146 72H147V71H146ZM150 72H151V71H150ZM152 72H153V71H152ZM152 72H151V73H152ZM168 72H169V71H168ZM209 72H208V73H209ZM226 72H227V70H226ZM233 72H235V71H233ZM254 72H255V71H254ZM1 73H0V74H1ZM65 73H67V72H65ZM65 73H64V77H65ZM121 73H122V72H121ZM162 73H163V72H162ZM172 73H173V72H171V74H172ZM178 73H179V72H178ZM181 73H183V72H181ZM181 73H180V74H181ZM193 73H194V72H193ZM193 73H191V74H193ZM11 74H12V73H11ZM71 74H72V73H71ZM74 74H75V71H74ZM99 74L102 75L101 73H99ZM163 74H164V73H163ZM191 74H190V76H191ZM1 75H2V74H1ZM41 75H42V74H41ZM41 75H40V76H41ZM72 75H73V74H72ZM76 75H77V74H76ZM116 75H117V74H116ZM138 75H139V74H138ZM168 75H169V73H168ZM168 75H167V73H166V76H165V77H167ZM188 75H189V74H188ZM194 75H195V74H194ZM194 75H193V76H194ZM199 75H200V74H199ZM201 75H202V74H201ZM229 75H230V74H229ZM235 75H236V74H235ZM40 76H39V77H40ZM66 76H67V75H66ZM74 76H75V75H74ZM135 76H136V78H137V75H135ZM139 76H140V75H139ZM169 76H170V75H169ZM212 76H213V75H212ZM215 76H216V75H215ZM215 76H214V77H215ZM222 76H223V74H222ZM233 76H234V74H233ZM33 77H34V76H33ZM114 77H115V76H114ZM187 77H188V76H187ZM214 77H212V78H214ZM219 77H220V76H219ZM219 77H217V78H219ZM230 77H231V75H230ZM2 78H3V77H2ZM7 78H8V77H7ZM15 78H16V77H15ZM29 78H30V77H29ZM47 78H48V77H47ZM65 78H66V77H65ZM111 78H112L111 81L114 82V80H113V76H112ZM139 78H141V77H139ZM174 78H175V76H173V79H174ZM185 78H186V76H185ZM192 78H193V77H192ZM205 78H206V77H205ZM205 78H204V79H205ZM212 78H211V79H212ZM217 78H216V79H217ZM231 78H232V77H231ZM239 78H240V77H239ZM243 78H244V77H243ZM243 78H241V79H238V78H237V79H238V81H240V80H242ZM5 79H6V78H5ZM137 79H138V78H137ZM171 79H172V78H171ZM183 79H184V78H183ZM189 79L191 80V77H190ZM201 79H202V78H201ZM229 79H230V78H229ZM246 79H247V78H246ZM250 79H251V78H249V81H250ZM27 80H28V79H27ZM32 80H33V79H32ZM34 80H35V79H34ZM53 80H54V79H53ZM58 80H59V78L57 79V82H58ZM60 80H61V79H60ZM69 80H71V78H70ZM72 80H73V79H72ZM83 80H84L83 82H86L85 79H83ZM90 80H91V79H90ZM119 80H120V79H119ZM119 80H116V82L119 81ZM138 80H139V79H138ZM138 80H137V81H138ZM145 80H146V79H145ZM184 80H185V79H184ZM187 80H188V79H187ZM194 80H195V79H194ZM199 80H200V79H199ZM202 80H203V79H202ZM202 80H201V81H202ZM233 80H234V79H233ZM247 80H248V79H247ZM252 80H253V79H252ZM254 80H255V79H254ZM257 80H258V79H257ZM18 81H19V80H18ZM25 81H26V80H25ZM81 81H82V80H81ZM102 81H103V80H102ZM104 81H105V80H104ZM120 81H121V80H120ZM120 81H119V83H120ZM125 81H126V80H125ZM185 81H186V80H185ZM188 81H189V80H188ZM188 81H186V82L189 83ZM238 81H237V82H238ZM20 82H23V81H20ZM28 82H31V83H32V82H34V81H28ZM43 82H44V81H43ZM62 82H65V81L63 80V81H61V83H62ZM88 82H89V81H88ZM95 82H96V80H95ZM95 82H93V83H95ZM97 82H98V81H97ZM97 82H96V84H97ZM107 82H108V81H107ZM182 82H183V81H182ZM182 82H181V84L183 85ZM191 82H192V81H190V83H191ZM193 82H194V81H193ZM196 82H197V81L195 80V83H196ZM203 82H204V81H202V84H203ZM206 82H208V81H205V83H206ZM216 82H217V80H216ZM223 82L225 83V81H223ZM241 82H242V81H241ZM241 82H240V83H241ZM250 82H251V81H250ZM256 82H257V81H256ZM260 82H261V80H260ZM263 82H264V80H263ZM263 82H262V83H263ZM14 83H15V82H14ZM26 83H27V82H26ZM38 83H39V82H38ZM41 83H42V82H41ZM59 83H60V82H59ZM90 83H91V82H90ZM170 83H172V82H170ZM195 83H194V84H195ZM197 83H198V82H197ZM209 83H210V81H209ZM219 83H220V82H219ZM226 83H227V82H226ZM229 83H231V82H229ZM235 83H236V82H235ZM235 83H234V84H235ZM253 83H255V82H253ZM258 83H259V82H258ZM258 83H257V84H258ZM4 84H5V83H4ZM4 84H3V85H4ZM55 84H56V83H55ZM55 84H54V85H55ZM83 84H84V83H83ZM108 84H109V83H108ZM113 84H114V83H113ZM154 84H155V83H154ZM166 84H168V83H166ZM173 84H176V83L173 82ZM177 84H179V83H177ZM181 84H180V85H177V88H178V86L180 87ZM194 84H193V85H194ZM200 84H201V82L198 84V86H199ZM206 84H208V83H206ZM216 84H217V83H216ZM237 84H239V83H237ZM3 85H2L3 88L6 87V86H7V87L9 86V85H6V86H5V85L3 86ZM25 85H27V84H25ZM25 85H24V86H25ZM39 85H40V83H39ZM46 85H47V84H46ZM50 85L53 86L52 83L49 84V86H50ZM57 85L62 86V84H56V86H57ZM73 85H74V84H73ZM73 85L71 84V86H73ZM78 85H79V84H76V86H77V90H78V88H79ZM80 85H81V84H80ZM80 85H79V86H80ZM84 85H85V84H84ZM84 85H83V86H84ZM92 85H93V84H92ZM98 85H99V82H98ZM98 85H97V86H98ZM102 85H103V84H102ZM105 85H106V84L104 83V86H105ZM169 85H170V84H169ZM184 85H185V84H184ZM187 85H188V84H187ZM210 85H211V84H210ZM262 85H264V83H263ZM18 86H19V85H18ZM18 86H17V87H18ZM52 86H51V87H52ZM66 86H67V84H66ZM83 86H81V87H83ZM97 86H96V87H97ZM106 86H107V85H106ZM108 86H110V85H108ZM120 86H121V85H120ZM120 86H119V87H120ZM166 86H168V85H166ZM200 86L202 87V85H200ZM253 86H254V84H253ZM258 86H260V85H258ZM258 86H257V87H258ZM12 87H13V86H12ZM19 87H20V86H19ZM26 87H27V86H25V88H26ZM35 87H36V85H35ZM35 87H34V88H35ZM84 87H85V86H84ZM151 87H152V86H150V88H151ZM159 87H160V86H159ZM159 87H158V88H159ZM168 87H169V86H168ZM170 87H171V86H170ZM170 87H169V88H170ZM206 87H207V86H206ZM206 87H205V88H206ZM208 87H209V85H208ZM208 87H207V88H208ZM247 87H248V86H247ZM0 88H1V87H0ZM3 88H2V90H4ZM8 88H9V87H8ZM21 88H22V87H21ZM23 88H24V87H23ZM23 88H22V89H23ZM53 88H55V87H53ZM57 88H59V87H57ZM63 88H64V86H63ZM72 88H73V87H71V89H72ZM101 88H102V87H101ZM121 88H122V87H120V89H121ZM130 88H131V87H130ZM134 88H136V87H134ZM137 88H138V87H137ZM152 88H153V87H152ZM219 88H220V87H219ZM226 88H227V87H226ZM226 88H225V90H226ZM228 88H231V87H228ZM261 88H262V87H261ZM263 88H264V87H263ZM11 89H12V91H13V88H11ZM14 89H16V87H15ZM18 89H19V88H18ZM42 89L44 90V88H42ZM67 89H68V86H67ZM71 89H70V91H71ZM75 89H76V87H75ZM75 89H74V90H75ZM104 89H105V88H104ZM104 89H102V90H104ZM140 89H141V87H140ZM140 89H139V90H140ZM142 89H143V88H142ZM170 89H172V88H170ZM216 89H217V88H216ZM2 90H1V91H2ZM19 90H20V89H19ZM35 90H36V88H35ZM46 90H47V89H46ZM46 90H45V92H46ZM50 90H51V89H50ZM59 90H60V92H61V91H62V88H61V89L59 88ZM72 90H73V89H72ZM77 90H76V91H77ZM79 90H80V89H79ZM90 90H91V88H90ZM99 90H100V89H99ZM102 90H101V91H102ZM117 90H118V88H117ZM124 90H125V89H124ZM126 90H127V89H126ZM128 90H129V89H128ZM146 90H148V89L146 88ZM146 90H143V91H146ZM153 90H154V89H153ZM153 90L151 89V91H153ZM156 90H157V89H156ZM167 90H168V89H167ZM197 90H198V89H197ZM208 90H209V89H207V91H208ZM227 90H228V89H227ZM1 91H0V92H1ZM38 91H39V90H38ZM38 91H37V92H38ZM80 91H82V90H80ZM84 91H85V90H84ZM84 91H83V92H84ZM86 91H88V90L86 89ZM86 91H85V92H86ZM118 91H119V90H118ZM120 91H121V90H120ZM32 92H33V91H32ZM45 92H44V93H45ZM49 92H51V91H49ZM55 92H57V94H58V93H59V92H58V89H57V91H54L53 93H55ZM71 92H72V91H71ZM122 92H123V88H122ZM124 92H125V91H124ZM127 92H128V91H127ZM130 92H132V91H130ZM134 92H135V91H134ZM136 92H137V90H136ZM158 92L160 93V91H158ZM239 92H241V91H238V93H239ZM257 92H258V91H257ZM6 93H7V92H5V94H6ZM26 93H28V92H26ZM39 93H40V92H39ZM42 93H43V92H42ZM46 93H48V92H46ZM51 93H52V92H51ZM79 93H81V92H79ZM99 93H100V92H99ZM99 93H98V94H99ZM128 93H129V92H128ZM138 93H139V95H140V92H138ZM209 93H210V92H208V94H209ZM224 93H226V91H225ZM228 93H229V91H228ZM228 93H227V95H228ZM241 93H242V92H241ZM241 93H240V95H241ZM252 93H253V92H252ZM2 94H4V93H2ZM2 94H1V95H2ZM9 94H10V93H9ZM20 94H22V93H20ZM30 94H31V93H30ZM32 94H33V93H32ZM32 94H31V95H32ZM34 94H35V93H34ZM48 94H49V93H48ZM104 94H105V93H104ZM107 94H108V92H107L105 95H107ZM118 94L120 95V93H118ZM132 94H133V93H132ZM136 94H137V93H136ZM143 94H144V93H143ZM145 94H146V93H145ZM148 94H149V93H148ZM148 94H147V95H148ZM152 94H154V93H152ZM155 94H156V93H155ZM235 94H237V93H235ZM263 94H264V93H262V95H263ZM14 95H15V94H14ZM24 95H25V94H24ZM63 95H65V94H63ZM74 95H76V94H74ZM74 95H73V96H74ZM102 95H103V94H102ZM102 95H101V96H102ZM123 95H124V94H123ZM133 95H134V94H133ZM141 95H142V94H141ZM157 95H158V94H157ZM169 95H170V93H169ZM183 95H184V94H183ZM190 95H191V94H190ZM190 95H189V98L191 97ZM204 95H205V94H204ZM243 95H244V94H242L241 96H243ZM259 95H260V93H259ZM7 96H8V95H7ZM7 96H6V98H7ZM11 96H12V95H11ZM20 96H21V95H20ZM27 96H28V95H27ZM39 96H40V95H39ZM48 96H49V95H48ZM57 96H59V94H58ZM65 96H66V95H65ZM71 96H72L71 94H70V95H69V94L67 95V97H71ZM112 96H113V94H111V98H112ZM115 96H117V93H116ZM115 96H114V97H115ZM120 96H122V95H120ZM136 96H137V95H136ZM136 96H135V97H136ZM144 96H146V95H144ZM149 96H151V95H149ZM153 96H154V95H153ZM241 96H239V97H241ZM4 97H5V96H4ZM16 97H17V96H16ZM42 97H43V95H42ZM46 97H47V96H46ZM46 97H44L43 99H44V100H48L49 97H48L47 99H45ZM75 97H76V96H75ZM117 97H118V96H117ZM137 97H138V96H137ZM158 97H159V96H158ZM158 97H157V98H158ZM186 97H187V94H186ZM186 97H185V98H186ZM212 97H214V96L212 95ZM262 97H263V96H262ZM262 97H261V98H262ZM6 98H5V99H6ZM55 98H56V97H55ZM102 98H104V97H102ZM111 98H110V99H111ZM140 98H142V97H140ZM140 98H139V99H140ZM146 98H148V97H146ZM153 98H156V97L154 96ZM185 98H184V99H185ZM187 98H188V97H187ZM197 98H199V100H200V97H199V96H198ZM7 99H8V98H7ZM10 99H13V98L11 97ZM43 99H42V100H43ZM50 99H52V98L50 97ZM65 99H67V98H65ZM99 99H100V98H98V100H99ZM136 99H137V98H136ZM150 99L152 100V97H150ZM150 99H149V100H150ZM158 99H159V98H158ZM160 99H162V98L160 97ZM160 99H159V100H160ZM163 99H164V98H163ZM168 99H169V98H168ZM194 99H195V97H194ZM214 99H215V98H214ZM1 100H3V98H2ZM15 100H16V99H15ZM36 100H37V99H36ZM38 100H39V99H38ZM55 100H56V99H55ZM103 100H104V99H103ZM112 100H113V99H112ZM119 100H120V99H119ZM125 100H126V99H125ZM151 100H150V102H151ZM159 100H158V103H157V102L153 99V101H155L158 105L161 104L160 102H162V101L159 102ZM187 100H188V99H187ZM195 100H196V99H195ZM197 100H198V99H197ZM201 100H202V99H201ZM221 100H222V99H221ZM235 100H236V99H235ZM6 101H7V100H6ZM8 101H9V100H8ZM8 101H7V102H8ZM34 101H35V98H23V99H21V100H18V101L16 102V105H17L16 109H17V111H18V112L20 111V113H21V111H22L25 107H26V108L28 107L27 105H29L30 103L32 104V102H34ZM39 101H40V100H39ZM51 101H52V100H51ZM51 101L49 100V102H51ZM96 101H97L96 95H94L93 92H90V91H89V92H87V95H86V94H85V95H84V94H83V95H80L79 98H78V102H77V103H79L80 105H83L84 107H87V109L92 110V114H93V112H97V111H98V110H97V109H98V108H97L98 105H97V102H96ZM101 101H102V99H101ZM117 101H118V100H117ZM121 101H122V100H121ZM165 101H166V103L163 101L165 104H167V103L169 102V101L167 102V99H165ZM224 101H225V99H224ZM224 101H222V102H224ZM230 101H231V100H230ZM232 101H233V100H232ZM236 101H237V100H236ZM250 101H251V100H250ZM260 101H261V102H260ZM260 101H259V102H260L259 104H262V101H263V100H260ZM4 102H5V101H4ZM7 102H6V103H7ZM14 102H15V101H13V103H14ZM46 102H48V101H46ZM49 102H48V103H49ZM53 102H54V101H53ZM57 102H58V101H57ZM67 102H68V101H67ZM70 102H71V101H70ZM112 102H113V101H112ZM118 102H120V101H118ZM123 102H124V101H123ZM136 102H137V101H136ZM150 102H149V103H150ZM163 102H162V103H163ZM9 103H11V101H10ZM48 103H46V105H47ZM60 103H63V102H60ZM98 103H99V102H98ZM121 103H122V102H121ZM128 103H131V102H128ZM128 103L126 102L127 105H129ZM134 103H135V102H133V104H134ZM164 103H163V104H164ZM182 103L185 104V101L182 102ZM187 103H188V102H187ZM187 103H186V104H187ZM197 103H198V102H197ZM214 103H216V102L214 101ZM232 103H235V102H232ZM11 104H12V103H11ZM51 104H53V103H51ZM71 104H72V103H71ZM110 104H111V103H110ZM114 104H115V103H114ZM123 104H124V103H123ZM147 104H148V103H147ZM165 104H164V108L167 109V105H166V107H165ZM228 104H229V103H228ZM248 104H249V103H248ZM259 104H258V105H259ZM0 105H1V104H0ZM33 105H34V104H33ZM36 105H37V104H36ZM42 105H43V104L38 105V106H42ZM53 105H54V104H53ZM60 105H61V104H60ZM73 105H74V102H73ZM105 105H106V104H105ZM118 105H119V104H118ZM118 105H117V106H118ZM121 105H122V104H121ZM145 105H146V104H145ZM150 105H151V107H152V104H150ZM158 105H157V106H158ZM168 105H169V103H168ZM198 105H199V104H198ZM212 105H214V104H212ZM216 105H217V104H216ZM216 105H214V106L217 107ZM238 105H239V104H238ZM262 105L264 106V104H262ZM10 106H11V105H10ZM47 106H48V105H47ZM49 106H50V105H49ZM49 106H48V107H49ZM61 106L63 107L64 105H61ZM61 106H60V107H61ZM109 106H110V105H109ZM112 106H113V105H112ZM115 106H116V104H115ZM117 106H116V107H117ZM122 106H123V105H122ZM124 106H125V105H124ZM124 106H123V107H124ZM130 106H131V105H130ZM134 106H135V105H134ZM134 106H132V108H133ZM154 106H155V105H154ZM210 106H211V104H210ZM210 106H209V107H210ZM14 107H15V105H14ZM14 107H13V109H14ZM29 107H31V106H29ZM57 107H58V106H57ZM62 107H61V108H62ZM65 107H66V105H65ZM76 107H77V105L75 106V108H76ZM78 107H79V106H78ZM135 107H136V106H135ZM151 107H150V108H151ZM209 107L207 106V108H209ZM222 107H223V106H222ZM241 107H242V106H241ZM0 108H1V107H0ZM45 108H46V107H45ZM61 108H60V109H61ZM127 108H128V107H127ZM148 108H149V107H148ZM152 108H153V107H152ZM152 108H151V109H152ZM154 108H157V107H154ZM161 108H162V107H161ZM164 108H162V109H164ZM238 108H239V107H238ZM5 109H6V108H5ZM5 109H4V110H5ZM29 109H30V108H29ZM60 109H56V110L58 111V110H60ZM82 109H83V108H82ZM122 109H123V108H122ZM124 109H125V108H124ZM223 109H224V107H223ZM240 109L242 110V108H240ZM6 110H7V109H6ZM24 110L26 111V109H24ZM30 110H31V109H30ZM32 110H33V109H32ZM32 110H31V112H32ZM34 110H35V109H34ZM34 110H33V111H34ZM37 110H39V109H37ZM47 110H48V109H47ZM47 110L44 109V111H47ZM63 110H64V107H63ZM65 110H66V109H65ZM65 110H64V111H65ZM104 110H105V109H104ZM104 110H103L102 112H104ZM107 110H108V109H107ZM107 110H106V111H107ZM127 110H128V109H127ZM237 110H238V109H237ZM237 110H236V111H237ZM9 111H10V110H9ZM12 111H13V110H12ZM17 111H15V112H17ZM35 111H36V110H35ZM48 111H50V110H48ZM51 111H52V110H51ZM53 111H54V110H53ZM78 111H80V109H79ZM83 111H84V109H83ZM88 111H89V110H88ZM129 111H130V110H129ZM132 111H133V110H132ZM162 111H163V110H162ZM164 111H166V110H164ZM172 111H173V110H172ZM188 111H189V110H188ZM208 111H209V110H208ZM242 111H243V110H242ZM22 112H23V111H22ZM40 112H41V111H40ZM40 112H39V113H40ZM42 112H43V111H42ZM42 112H41V113H42ZM68 112H69V111H68ZM68 112H67V113H68ZM90 112H91V111H90ZM100 112H101V111H100ZM100 112H97V113H100ZM121 112H122V110H121ZM124 112H125V111H124ZM134 112H135V111H134ZM134 112H133V113H134ZM156 112H157V111H156ZM156 112H155V113H156ZM7 113H9V112H7ZM20 113H19V114H20ZM24 113H25V112H24ZM28 113H30V112L28 111ZM28 113H27V114H28ZM33 113H34V112H33ZM45 113H46V112H44V114H45ZM54 113H55V112H54ZM77 113H78V112H77ZM77 113H76V114H77ZM80 113H81V112H80ZM97 113H96V114H97ZM105 113H106V112H105ZM109 113H110V112H109ZM126 113H127V112H125L124 114H126ZM135 113H136V112H135ZM150 113H151V112H150ZM181 113L183 114V112H181ZM195 113H196V112H194V114H195ZM206 113L209 114L208 112H206ZM230 113L232 114V112H230ZM241 113H242V112H241ZM14 114H15V113H14ZM37 114H38V113H37ZM60 114H61V113H60ZM68 114L70 115V113H68ZM74 114H75V113H74ZM74 114H73V115H74ZM82 114H83V113H82ZM92 114H91V115H92ZM103 114H104V113H103ZM103 114H102V115H103ZM128 114H129V113H128ZM130 114H131V113H130ZM130 114H129V115H130ZM210 114H211V116H215V115H216V113H215V115H212L213 113H211V112H210ZM220 114H221V112L219 113V115H220ZM233 114H234V113H233ZM57 115H59V114H57ZM71 115H72V114H71ZM77 115H78V114H77ZM97 115L99 116V114H97ZM97 115H96V116H97ZM106 115H107V114H106ZM106 115H105V116H106ZM132 115H133V114H132ZM186 115H187V114H186ZM223 115H224V114H223ZM223 115H222V116H223ZM235 115H236V114H235ZM239 115H240V114H239ZM239 115H238V116H239ZM248 115H249V114H248ZM22 116H23V115H22ZM37 116H38V115H37ZM39 116H40V115H39ZM41 116H42V114H41ZM60 116H61V115H60ZM80 116H81V115H80ZM86 116H87V115H86ZM86 116H85L84 118H86ZM94 116H95V113H94ZM139 116H140V115H139ZM139 116H138V118H139ZM197 116H198V114H197ZM224 116H225V115H224ZM227 116H228V114H227ZM227 116H226V117H227ZM13 117H14V116H13ZM29 117H31V116H29ZM33 117H36V116L34 115ZM33 117H32V118H33ZM42 117H43V116H42ZM68 117H69V116H68ZM71 117H72V116H71ZM78 117H79V116H78ZM78 117H77V118H78ZM90 117H91V116H90ZM106 117H107V116H106ZM131 117H132V116H130V118H131ZM217 117H218V116H217ZM217 117H216V118H217ZM220 117H221V116H220ZM220 117H219V119H220ZM245 117H246V116H245ZM250 117H251V116H250ZM3 118H5V116H4V117H1V119H3ZM24 118H25V117H24ZM55 118H56V117H55ZM57 118H58V117H57ZM61 118H62V117H61ZM72 118H73V117H72ZM149 118H151V117H149ZM152 118H153V116H152ZM188 118H189V117H188ZM204 118H205V117H204ZM213 118H215V117H213ZM221 118H222V117H221ZM5 119H7V118H5ZM5 119H3V120L5 121ZM12 119H13V118H12ZM27 119H28V118H27ZM42 119H43V118H42ZM63 119H64V118H63ZM68 119H70V118H68ZM81 119H82V118H81ZM96 119H97V118H96ZM107 119H108V118H107ZM109 119H110V118H109ZM147 119H148V118H147ZM155 119L157 120L158 118L155 117ZM182 119H183V117H182ZM196 119H198V118H196ZM210 119H211V118H210ZM222 119H224V118H222ZM229 119H230V118H229ZM246 119H247V118H246ZM250 119H251V118H250ZM253 119H254V118H253ZM10 120H11V119H10ZM19 120H20V118H19ZM24 120H25V119H24ZM30 120H31V119H30ZM82 120H83V119H82ZM82 120H81V121H82ZM86 120H87V119H86ZM86 120H85V121H86ZM156 120H152V121H151V124H152V126L156 129V131L158 130V132H159L160 129H161V126H160L161 123L159 124ZM184 120H185V118H184ZM186 120H187V119H186ZM233 120H238V117L232 119L231 121L233 122ZM4 121H3V122H4ZM6 121H8V120H6ZM72 121H73V120H72ZM87 121H88V120H87ZM94 121H95V120H94ZM99 121H100V120H99ZM108 121H109V120H108ZM110 121H111V120H110ZM117 121H118V120H117ZM122 121H124V120H122ZM126 121H127V120H126ZM138 121H139V119H138ZM140 121H142V119H141ZM193 121H194V120H193ZM193 121H192V122H193ZM195 121H196V120H195ZM199 121H200V120H199ZM11 122H12V121H11ZM14 122H16V121H14ZM28 122H29V120H28ZM28 122H27V124H28ZM51 122H52V121H51ZM51 122H50V123H51ZM64 122H65V121H64ZM68 122H70V121H68ZM74 122H75V120H74ZM77 122H79V121H77ZM88 122H89V121H88ZM103 122H104V121H103ZM105 122H106V121H105ZM112 122H113V124H116L115 121L112 120ZM112 122H111V124H112ZM114 122H115V123H114ZM119 122H121V121H118V123H119ZM128 122H130V121H128ZM128 122H124V123H120V124L117 123L116 125H114V126L112 125V126H113V128H114L117 132H119V134H122V135H123V138L126 137V141H127L126 143L129 144V147H130V148H129L128 146H127V147H128L129 150L131 151L130 153H131L132 155H135V157H136V156L139 157V158L141 159V160H139L140 162H141L142 160H143V161H148L149 159H151V157H150L149 155L145 154V153H142L141 150H139V146H141V145L138 146V142H136L137 138H136V140H135V139L133 138L134 135H133L132 137L130 136V135H132V134H130V132H133V130H132V129H129L130 127H129V128L127 127V126H129ZM226 122H227V121H226ZM17 123H18V122H17ZM17 123H16V124H17ZM20 123H21V122H20ZM20 123H19V124H20ZM75 123H76V122H75ZM79 123H81V122H79ZM89 123H91V121H90ZM92 123H93V122H92ZM94 123H95V122H94ZM145 123H146V122H145ZM174 123H175V122H174ZM7 124H8V123H7ZM22 124H23V123H22ZM65 124H66V122H65ZM68 124H70V123H68ZM72 124H73V123H72ZM96 124H97V123H96ZM228 124H229V123H228ZM232 124H233V123H232ZM232 124H231V126H232ZM246 124H247V123H246ZM8 125H10V124H8ZM12 125L14 126V123H13ZM43 125H44V124H43ZM63 125H64V124H63ZM77 125H78V124H77ZM80 125H81V124H80ZM103 125H104V124H103ZM105 125H106V124H105ZM163 125H164V124H163ZM182 125H183V124H182ZM184 125H185V124H184ZM190 125H191V123H190ZM233 125H234V124H233ZM248 125H249V124H248ZM2 126H3V125H2ZM4 126H5V125H4ZM13 126H12V127H13ZM16 126H17V125H16ZM57 126H59V125H57ZM61 126H62V125H61ZM68 126H69V125H68ZM83 126H84V125H82V127H83ZM85 126H86V125H85ZM89 126H90V125H89ZM92 126H93V125H92ZM130 126H131V124H130ZM185 126H186V125H185ZM187 126H188V125H187ZM204 126H205V125H204ZM236 126H237V125H236ZM241 126H243V125H241ZM261 126H262V125H261ZM23 127H24V126H23ZM23 127H22V128H23ZM72 127H73L72 130H76V129H74V125H73ZM107 127H108V126H107ZM182 127H184V126H182ZM205 127H206V126H205ZM205 127H203V128L205 129ZM232 127H233V126H232ZM2 128L4 129V127H2ZM9 128H10V126H9ZM35 128H36V127H35ZM59 128H60V126H59ZM63 128H64V127H63ZM66 128H67V125H66ZM69 128H71V127H69ZM75 128H77V127H76V124H75ZM79 128H80V126H79ZM133 128H134V127H133ZM145 128H146V127H145ZM164 128H165V127H164ZM166 128H167V127H166ZM171 128H172V127H171ZM171 128H170V129H171ZM174 128H176V127H174ZM177 128H178V127H177ZM179 128H180V127H179ZM179 128H178V129H179ZM209 128H211V125H210ZM209 128H208V129H209ZM229 128H230V127H229ZM263 128H264V127H263ZM0 129H1V128H0ZM14 129H15V128H14ZM14 129H13V130H14ZM42 129H43V128H42ZM114 129H113V131H114ZM134 129H135V128H134ZM136 129H138V128H136ZM142 129H143L142 131L146 130V129H144V127H142ZM151 129H152V128H151ZM151 129H150V130H151ZM172 129H173V128H172ZM181 129H182V128H181ZM187 129H188V128H187ZM230 129H231V128H230ZM235 129H236V128H235ZM242 129L246 130V126H245V128H242ZM250 129H251V128H250ZM4 130H5V129H4ZM33 130H35V129H33ZM53 130H54V129H53ZM85 130H88V129H85ZM99 130H100V128H99ZM99 130H98V131H99ZM102 130H103V129H102ZM102 130H101V131H102ZM107 130H110V129H107ZM140 130H141V128H140ZM165 130H166V129H165ZM165 130H164V131H165ZM167 130H169V128H167ZM174 130H175V129H174ZM174 130H173V131H174ZM183 130H184V129H183ZM200 130H201V129H200ZM206 130H207V129H206ZM209 130H210V129H209ZM214 130H216V129H214ZM226 130H227V129H226ZM248 130H249V128H248ZM258 130H259V129H258ZM263 130H264V129H263ZM31 131H32V130H31ZM43 131H44V130H43ZM47 131H48V130H47ZM62 131H63V130H62ZM62 131H61V132H62ZM89 131H90V130H89ZM96 131H97V130H96ZM104 131H105V130H104ZM175 131H176V130H175ZM190 131H191V130H190ZM249 131H250V130H249ZM0 132H1V131H0ZM21 132H22V131H21ZM24 132H25V129H24ZM27 132H28V131H27ZM36 132H37V131H36ZM36 132H35V133H36ZM39 132H40V131H39ZM39 132H38V133H39ZM44 132H45V131H44ZM44 132H43V135H45V134L47 135V132H46L45 134H44ZM48 132H49V131H48ZM65 132H66V131H65ZM70 132H71V131H70ZM70 132H69V133H70ZM83 132H84V131H83ZM93 132H94V131H93ZM168 132H169V131H168ZM168 132H167V133H168ZM170 132H171V131H170ZM236 132H237V131H236ZM236 132H234V133L237 134ZM49 133H50V132H49ZM63 133H64V132H63ZM96 133H97V132H96ZM103 133H104V132H103ZM114 133H115V132H114ZM134 133H135V131H134ZM138 133H139V132H137V134H138ZM161 133L164 135L165 132L161 131ZM167 133H165V134H167ZM172 133H175V132H172ZM176 133L179 134V133H182V132L179 131V132H176ZM184 133H187V132L185 131ZM244 133H245V132H244ZM258 133H259V132H258ZM36 134H37V133H36ZM61 134H62V133H61ZM65 134H66V133H65ZM90 134H92V133H90ZM90 134H89V135H90ZM101 134H102V133H100V135H101ZM106 134H107V133H106ZM106 134H105V135H106ZM157 134H158V133H157ZM203 134H204V133H203ZM214 134H217V133H214ZM39 135H40V133H39ZM54 135H55V134H54ZM59 135H60V133H59ZM68 135H69V134H68ZM85 135H86V134H85ZM87 135H88V134H87ZM103 135H104V134H103ZM105 135H104V137H106ZM116 135H117V134H116ZM160 135H161V134H159V136H160ZM179 135H180V134H179ZM186 135H188V134H186ZM194 135H195V134H194ZM212 135H213V134H212ZM218 135H220V134H218ZM0 136H2V135H0ZM5 136H6V135H5ZM35 136H37V135H35ZM41 136H42V135H41ZM51 136H52V135H51ZM60 136H61V135H60ZM83 136H84V134H83ZM83 136H82V137H83ZM97 136H99V135H97ZM97 136H96V137H97ZM138 136H139V135H138ZM181 136H182V134H181ZM196 136H197V135H196ZM213 136H214V135H213ZM220 136H221V135H220ZM220 136L215 135L213 138H214L215 140H221V139H223V138L220 137ZM243 136H244V135H243ZM243 136H242V134L239 133L238 135H236V137L230 136V137H228V138H226V139H224V140H221V141H222L223 143H229V144H231V149L236 150V151H237L238 149L242 150V149H246V148L249 149V150H247V151H251V152H252V151H255L254 148L246 147V145H245V144L243 143V141H242V137H243ZM38 137H40V136H38ZM77 137H78V136H77ZM80 137H81V136H80ZM82 137H81V139H82ZM96 137H95V138H96ZM100 137H101V136H100ZM104 137H103V139H104ZM141 137H142V136H141ZM200 137H201V136H200ZM251 137H252V135H251ZM260 137H261V136H260ZM34 138H35V137H34ZM56 138H57V137H56ZM56 138L53 137V138H51V139H56ZM78 138H79V137H78ZM85 138H86V137H85ZM123 138H122V139H123ZM142 138H143V137H142ZM151 138H152V137H151ZM154 138H155V137H154ZM158 138H160V137H158ZM158 138H157V139H158ZM203 138H204V137H203ZM209 138H211V137H209ZM248 138H249V137H248ZM252 138H253V137H252ZM152 139H153V138H152ZM155 139H156V138H155ZM184 139H185V138H184ZM192 139H194V138H192ZM196 139H197V138H196ZM200 139L203 140L202 137H201ZM211 139H212V138H211ZM211 139H209V140H211ZM250 139H251V138H250ZM250 139H248V140H250ZM37 140H38V139H37ZM101 140H102V138H101ZM145 140H146V138H145ZM145 140H144V141H145ZM158 140H159V139H158ZM209 140H208V141H209ZM244 140H246V139H244ZM251 140H252V139H251ZM5 141H6V140H5ZM33 141H34V140H33ZM55 141H56V140H55ZM58 141H59V140H58ZM60 141H61V140H60ZM64 141L66 142L65 144H76V145H77V144H78V145H79V144H84V145H86V146H87V143H89V142H85V141H83V140H79V139H68V138H66ZM94 141H95V140H94ZM106 141H107V140H106ZM137 141H139V140H137ZM144 141H143V142H144ZM150 141L153 142V140H150ZM221 141H219V142H221ZM253 141H254V140H253ZM262 141H264V140H262ZM262 141H261V142H262ZM24 142H25V141H24ZM50 142H51V141H50ZM108 142H109V141H108ZM112 142H113V140H112ZM112 142H111V143H112ZM117 142H118V141H117ZM143 142H142V143H143ZM185 142H186V143L183 144L184 147H186L187 149L192 148V146H191V140H190V139H188V141H185ZM25 143H26V142H25ZM35 143H37V142L35 141ZM35 143H34V144H35ZM41 143H42V142H41ZM51 143H52V142H51ZM56 143H57V142H56ZM59 143H61V142H59ZM93 143H94V142H93ZM102 143H103V142H101V144H102ZM105 143H106V142H105ZM126 143H125V144H126ZM193 143H194V142H193ZM202 143H203V142H202ZM247 143H248V142H247ZM252 143H253V142H252ZM255 143H256V142H255ZM259 143H260V142H259ZM263 143H264V142H263ZM263 143H262V144H263ZM48 144H49V143H48ZM52 144H55V143H52ZM95 144H96V143H95ZM103 144H104V143H103ZM195 144H197V143H195ZM218 144H219V143H218ZM221 144H222V143H221ZM37 145H40V144H37ZM57 145H60V144H57ZM61 145H62V144H61ZM76 145H75V147H76ZM88 145H89V144H88ZM106 145H107V144H106ZM197 145H198V144H197ZM248 145H249V144H248ZM253 145H254V143H253ZM43 146H46V144L43 145ZM47 146H48V145H47ZM80 146H81V145H80ZM90 146H91V145H90ZM98 146H99V145H98ZM101 146H102V145H101ZM224 146H225V145H224ZM224 146H223V147H224ZM229 146H230V145H229ZM96 147H97V146H96ZM168 147H169V145H168ZM213 147H214V146H213ZM252 147H253V146H252ZM7 148H8V147H7ZM43 148H44V147H43ZM94 148H95V147H94ZM94 148H93V149H94ZM217 148H219V147H217ZM217 148H216V149H217ZM225 148H226V147H225ZM228 148H229V147H228ZM67 149H68V148H67ZM69 149H70V148H69ZM78 149H79V148H78ZM101 149H102V148H101ZM103 149H104V147H103ZM180 149H181V148H179V150H180ZM262 149H263V148H262ZM54 150H55V149H54ZM56 150H57V149H56ZM94 150H95V149H94ZM196 150H198V148H197ZM201 150H202V149H201ZM222 150H223V149H222ZM233 150H232V151H233ZM240 150H238V151H240ZM32 151H33V150H32ZM51 151H52V150H49V152H51ZM62 151H63V150H62ZM71 151H72V150H71ZM96 151H97V150H96ZM115 151L117 152V149H116ZM145 151L147 152L148 149H146ZM145 151H144V152H145ZM192 151H193V150H192ZM243 151H244V150H243ZM259 151H260V149H259ZM52 152H53V151H52ZM56 152H57V151H56ZM88 152H89V151H88ZM88 152H87V153H88ZM94 152H95V151H94ZM174 152H175V151H174ZM176 152H177V150H176ZM181 152H182V151H181ZM183 152H184V151H183ZM226 152H227V149H226ZM228 152H229V151H228ZM54 153H55V152H54ZM57 153H58V152H57ZM95 153H97V152H95ZM117 153H118V152H117ZM128 153H129V152H127L126 154H128ZM193 153H194V151H193ZM195 153H196V151H195ZM237 153H238V152H237ZM243 153H245V152H243ZM1 154H2V153H1ZM3 154H4V153H3ZM49 154H50V153H49ZM59 154L61 155V152H60ZM59 154H58V155H59ZM69 154H70V153H69ZM105 154H106V153H105ZM115 154H116V153H115ZM152 154H154V153H152ZM178 154H179V153H178ZM198 154H199V153H198ZM38 155H39V154H38ZM46 155H47V154H46ZM65 155H66V154H65ZM70 155L72 156V154H70ZM88 155H89V154H88ZM203 155H205V154H203ZM234 155H235V154H234ZM244 155H245V154H244ZM244 155H243V156H244ZM255 155H256V154H255ZM56 156H57V155H56ZM68 156H69V155H68ZM74 156H75V155H74ZM74 156H73V157H74ZM130 156H131V155H130ZM178 156H179V155H178ZM186 156H187V155H186ZM206 156H207V155H206ZM208 156H209V155H208ZM212 156H213V155H212ZM225 156H226V155H225ZM228 156H229V155H228ZM236 156H237V155H236ZM10 157H11V156H10ZM32 157H33V156H32ZM43 157H44V156H43ZM46 157H47V156H46ZM62 157H64V156H61V160H62ZM78 157H79V156H78ZM89 157H90V156H89ZM126 157H127V156H126ZM135 157L133 156L132 158L135 159ZM158 157H160V156L158 155ZM162 157H164V156H162ZM180 157H181V156H180ZM183 157H184V156H183ZM220 157H221V156H220ZM13 158H15V157H13ZM35 158H36V157H35ZM37 158H39V157L37 156ZM41 158H42V156H41ZM56 158H57V157H56ZM69 158H70V157H69ZM83 158H84V157H83ZM101 158H102V155H101ZM127 158H128V157H127ZM127 158H126V159H127ZM165 158H166V157H165ZM173 158H174V157H173ZM181 158H182V157H181ZM203 158H204V157H203ZM238 158H239V156H238ZM249 158H250V157H249ZM10 159H11V158H10ZM66 159H67V158H66ZM72 159H73V158H72ZM84 159H85V158H84ZM104 159H105V157H104ZM116 159H117V158H116ZM123 159H125V158H123ZM126 159H125V160H126ZM167 159H168V158H167ZM169 159H170V158H169ZM174 159H175V158H174ZM174 159H172V160L175 161ZM183 159H187V158H183ZM210 159H211V158H210ZM240 159H241V157H240ZM11 160H13V159H11ZM16 160H17V159H16ZM16 160L14 159V161H16ZM57 160H58V158H57ZM61 160H60V162H61ZM80 160H81V158H80ZM100 160H101V159H100ZM105 160H107V158H106ZM105 160H104V161H105ZM119 160H120V159H119ZM128 160H129V159H128ZM193 160H194V159H193ZM197 160H198V159H197ZM249 160H250V159H249ZM53 161H54V159H53ZM63 161H64V160H63ZM112 161H113V160H112ZM121 161H122V160H121ZM126 161H127V160H126ZM126 161H125V162H126ZM132 161H133V159H132ZM136 161H137V159H136ZM168 161H169V160H168ZM168 161H167V162H168ZM177 161H179V160H177ZM182 161H183V160H182ZM262 161H263V160H262ZM17 162H18V161H17ZM64 162H65V161H64ZM116 162H117V161H116ZM148 162L151 164L150 161H148ZM156 162H157V161H155V163H156ZM204 162H205V160H204ZM244 162H245V161H244ZM248 162H249V161H248ZM255 162H256V161H255ZM19 163H20V162H19ZM46 163H47V162H46ZM68 163H69V162H68ZM70 163H71V162H70ZM72 163H73V162H72ZM72 163H71V164H72ZM75 163H77L76 165H78V162H75ZM109 163H110V162H109ZM121 163H122V162H121ZM128 163L130 164V162H126V164H128ZM146 163H147V162H146ZM146 163H145V164H146ZM177 163H178V162H177ZM177 163H176V164H177ZM214 163H215V162H214ZM216 163H217V162H216ZM216 163H215V164H216ZM225 163H226V161H225ZM235 163H236V162H235ZM250 163H251V162H250ZM20 164H22V163H20ZM47 164H48V163H47ZM65 164H66V163H65ZM79 164H80V163H79ZM87 164H88V162H87L86 164H84V165H87ZM97 164H98V163H97ZM99 164H100V162H99ZM113 164H115V163H113ZM117 164H118V162H117ZM123 164H124V163H123ZM126 164H125V165H126ZM132 164H133V163H132ZM140 164H141V163H140ZM159 164H160V163H159ZM173 164H174V163H173ZM176 164H175V165H176ZM179 164H180V163H179ZM211 164H212V163H211ZM260 164H262V163H260ZM12 165H13V164H12ZM25 165H27V164L25 163ZM25 165L23 166V164H22L23 167H25ZM41 165H42V164H41ZM45 165H46V164H45ZM48 165H49V164H48ZM48 165H46V166H48ZM51 165H52V164H51ZM51 165H50V166H51ZM67 165H68V164H67ZM88 165H89V164H88ZM92 165H93V164H92ZM104 165H105V164H104ZM111 165H112V164H111ZM175 165H174V166L172 165L171 167L174 168ZM235 165H236V164H235ZM237 165H238V163H237ZM5 166H6V165H5ZM14 166H15V165H14ZM19 166H20V165H19ZM61 166H62V165H61ZM63 166H65V165H63ZM69 166H70V164H69ZM74 166H75V164H74ZM109 166H110V165H109ZM119 166H121V165L119 164ZM123 166H124V165H123ZM136 166H137V164H136ZM151 166H152V165H151ZM154 166H155V165H154ZM179 166H180V165H179ZM185 166H186V165H185ZM190 166H191V165H190ZM247 166H248V165H247ZM255 166H256V165H255ZM2 167H3V166H2ZM23 167H22V168H23ZM26 167H27V166H26ZM65 167H67V166H65ZM104 167H105V166H104ZM158 167H161V166H158ZM158 167H157V168H158ZM203 167H204V165H203ZM253 167H254V165H253ZM261 167H262V166H261ZM263 167H264V164H263ZM4 168H5V167H4ZM7 168H8V167H7ZM27 168H28V167H27ZM43 168H45V167H43ZM57 168H58V167H57ZM57 168H56V169H57ZM61 168H62V167H61ZM61 168H60V169H61ZM67 168H71V167H67ZM94 168H95V167H94ZM108 168H109V167H108ZM122 168H123V167H122ZM178 168H179V167H177V169H178ZM204 168L206 169V167H204ZM212 168H213V167H212ZM251 168H252V167H250V169H251ZM257 168H258V167H257ZM14 169H15V168H14ZM24 169H25V168H24ZM53 169H54V167H53ZM119 169H120V168H119ZM124 169H125V168H124ZM130 169H131V168H130ZM144 169H145V168H144ZM146 169H147V168H146ZM158 169H159V168H158ZM175 169H176V167H175ZM177 169H176V170H177ZM197 169H198V168H197ZM210 169H211V168H210ZM247 169H248V168H247ZM247 169H246V170H247ZM25 170H27V169H25ZM28 170H29V169H28ZM48 170H49V169H48ZM54 170H55V169H54ZM109 170H110V168H109ZM121 170H122V169H121ZM121 170H119V171L121 172ZM147 170H148V169H147ZM164 170H165V169H164ZM184 170H185V169H184ZM198 170H199V169H198ZM206 170H207V169H206ZM263 170H264V169H263ZM15 171H16V170H15ZM18 171H19V170H18ZM49 171H50V170H49ZM130 171H131V170H130ZM142 171H143V170H142ZM150 171H151V170H150ZM165 171H167V170H165ZM194 171H195V170H194ZM51 172H52V171H51ZM61 172H62V171H61ZM61 172H60V173H61ZM75 172H76V171H75ZM83 172H84V171H83ZM107 172H108V170H107ZM109 172H110V171H109ZM124 172H125V171H124ZM124 172H123V173H124ZM147 172H148V171H147ZM172 172H173V171H172ZM179 172H180V171H179ZM220 172H222V171H220ZM259 172H260V171H259ZM12 173H13V172H12ZM27 173H28V172H27ZM41 173H42V172H41ZM164 173H166V172H164ZM169 173H171V172H169ZM217 173H218V172H217ZM253 173H254V172H253ZM263 173H264V172H263ZM6 174H7V173H6ZM9 174H10V173H9ZM18 174H19V173H18ZM29 174H30V177H31V174H34V173H29ZM61 174H62V173H61ZM74 174H75V173H74ZM103 174H106V173H102V175H103ZM116 174H117V173H116ZM133 174H135V173H133ZM142 174H143V173H142ZM152 174H153V173H152ZM166 174H167V173H166ZM173 174H174V173H173ZM243 174H244V173H243ZM258 174H259V173H258ZM1 175H2V173H1ZM13 175H14V174H13ZM46 175H47V174H46ZM68 175H69V174H68ZM72 175H73V174H72ZM82 175H83V174H82ZM85 175H86V174H85ZM90 175H91V174H90ZM262 175H263V174H262ZM3 176H4V175H3ZM5 176H6V175H5ZM15 176H16V175H15ZM17 176H18V175H17ZM17 176H16V178H17ZM27 176H28V174H27ZM34 176H36V175L34 174ZM47 176H48V175H47ZM62 176H63V175H62ZM75 176H76V175H75ZM124 176H125V175H124ZM129 176H130V173H129ZM132 176H133V175H132ZM132 176H131V178H132ZM134 176H135V175H134ZM150 176H151V175H150ZM154 176H155V175H154ZM43 177H44V176H43ZM45 177H46V176H45ZM45 177H44V178H45ZM54 177H55V176H53V178H54ZM83 177H84V176H83ZM117 177L119 178V176H117ZM120 177H121V176H120ZM240 177H241V176H240ZM16 178H14V177H10V176H8V175H7L6 177H0V194H4V193H6V192L9 190L8 188H11V187H12V188H19V185H20L21 183H23V180L21 181V180H18V179H16ZM35 178H36V177H35ZM57 178H58V176H57ZM84 178H88V177H84ZM95 178H96V175H95ZM141 178L143 179L142 176H141ZM147 178H148V177H147ZM163 178H164V177H163ZM175 178H176V177H175ZM195 178H196V177H195ZM207 178H208V177H207ZM207 178L205 177V179H207ZM210 178H211V177H210ZM219 178H220V177H219ZM246 178H248V177L246 176ZM254 178H255V177H254ZM259 178H260V177H259ZM19 179H20V178H19ZM37 179H39V178H37ZM46 179H48V178H46ZM88 179H89V178H88ZM93 179H94V178H93ZM119 179H120V178H119ZM159 179H160V178H159ZM166 179H168V178H166ZM169 179H170V178H169ZM171 179H172V178H171ZM173 179H174V178H173ZM241 179H242V178H241ZM260 179H261V178H260ZM263 179H264V178H263ZM30 180H31V179H30ZM50 180H51V179H50ZM50 180H49V181H50ZM55 180H56V178H55ZM59 180H60V178H59ZM64 180H66V179H64ZM94 180H95V179H94ZM99 180H100V178H99ZM160 180H161V179H160ZM164 180H165V178H164ZM192 180H194V179H192ZM192 180H191V181H192ZM213 180H214V179H213ZM227 180H228V179H227ZM227 180H226V181H227ZM20 181H21V183H20ZM56 181H58V180H56ZM66 181H68V179H67ZM69 181H70V180H69ZM115 181H116V180H115ZM162 181H163V179H162ZM162 181H160V184H161ZM230 181H231V180H230ZM235 181H236V178H235ZM260 181H261V180H260ZM30 182H31V181H30ZM59 182H60V181H59ZM59 182H58V183H59ZM105 182H106V181H105ZM109 182H110V181H109ZM205 182H206V180H205ZM34 183H35V181H34ZM46 183H47V182H46ZM53 183H54V182H53ZM58 183H57V184H58ZM100 183H101V182H100ZM112 183H113V181H112ZM117 183L119 184V182H117ZM123 183H124V181H123L122 183H120V184H123ZM130 183H131V182H130ZM139 183H140V182H139ZM144 183H145V182H144ZM147 183H148V182H147ZM147 183H146V185H147ZM157 183H158V182H157ZM171 183H172V182H171ZM187 183H188V182H187ZM206 183H207V182H206ZM212 183H213V182H212ZM214 183H215V182H214ZM221 183H222V182H221ZM228 183H229V182H228ZM235 183H238V181L235 182ZM241 183H242V181H241ZM28 184H29V183H28ZM32 184H33V182H32ZM60 184H61V183H60ZM71 184H72V186H73V183H72V182H71ZM93 184H94V183H93ZM114 184H115V182H114ZM124 184H125V183H124ZM142 184H143V183H142ZM158 184H159V183H158ZM169 184H170V183H169ZM183 184H184V183H183ZM183 184H182V185H183ZM192 184H193V183H192ZM197 184H198V183H197ZM209 184H210V183H209ZM223 184H224V182H223ZM242 184H243V183H242ZM255 184H256V183H255ZM47 185H48V184H47ZM65 185H67V184L65 183ZM127 185H128V184H127ZM133 185H134V184H133ZM133 185H132V186H133ZM146 185H145V186H146ZM225 185H226V184H225ZM230 185H231V183H230ZM233 185H234V184H233ZM236 185H237V184H236ZM257 185H258V183H257ZM257 185H256V186L254 185V187H257ZM259 185H261V184H259ZM32 186H33V185H32ZM68 186H69V184H68ZM105 186H106V185H105ZM113 186H114V185H113ZM121 186H122V185H121ZM136 186H137V185H136ZM147 186H149V185H147ZM152 186H154V185H152ZM160 186H161V185H159V187H160ZM204 186H205V185H204ZM222 186H223V185H222ZM237 186H238V185H237ZM237 186H236V188H237ZM243 186H244V185H243ZM262 186H263V185H262ZM24 187H25V186H24ZM65 187H66V186H65ZM109 187H110V185H109ZM122 187H123V186H122ZM134 187H135V186H134ZM134 187H133V189L137 188V187H135V188H134ZM141 187H142V186H141ZM149 187H151V185H150ZM149 187H148V188H149ZM159 187H158V188H159ZM162 187H163V186H162ZM165 187H166V186H165ZM165 187H164V188H165ZM182 187H183V186H182ZM191 187H192V186H191ZM197 187H198V185H197ZM197 187H196V189H198ZM207 187H208V186H207ZM209 187H210V186H209ZM209 187H208V188H209ZM241 187H242V185H241ZM244 187H245V186H244ZM244 187H243V188H244ZM258 187H259V186H258ZM263 187H264V186H263ZM12 188H11V189H12ZM73 188H74V187H73ZM82 188H83V187H82ZM93 188H95V187H93ZM105 188H106V187H105ZM115 188H116V187H115ZM125 188H126V187H125ZM158 188H157V190H158ZM208 188H207V189H208ZM230 188H231V187H230ZM243 188H241V190H243ZM261 188H262V187H261ZM24 189H25V188H24ZM51 189H52V188H51ZM51 189H50V190H51ZM99 189H100V188H99ZM106 189H107V188H106ZM126 189H127V188H126ZM172 189H173V188H172ZM172 189H171V190H172ZM219 189H220V188H219ZM244 189L246 190V188H244ZM66 190H67V189H66ZM82 190H83V189H82ZM85 190H87V189H85ZM111 190H112V189H111ZM123 190H124V189H123ZM153 190H154V189H153ZM153 190H152V191H153ZM209 190H210V189H209ZM214 190H215V189H214ZM214 190H213V191H214ZM217 190H218V189H217ZM221 190H222V189H221ZM237 190H238V189H237ZM237 190H236V191H237ZM249 190H250V192H251L252 189H249ZM258 190H259V189H258ZM16 191H17V190H16ZM61 191H62V190H61ZM89 191H90V190H88V192H89ZM107 191H108V190H107ZM145 191H146V190H145ZM197 191H198V190H197ZM204 191H208V190H204ZM222 191H223V190H222ZM222 191H220V192H222ZM224 191H225V190H224ZM224 191H223V193H225ZM232 191H233V190H232ZM46 192H47V191H46ZM91 192H92V191H91ZM91 192H90V195H91ZM146 192H147V191H146ZM154 192H155V191H154ZM171 192L175 193L174 191H171ZM215 192H216V191H215ZM237 192H238V191H237ZM237 192H236V193H237ZM242 192H243V191H241V193H242ZM245 192H246V191H245ZM245 192H243V193H245ZM250 192H248V193H250ZM11 193H12V192H11ZM17 193H18V192H17ZM26 193H27V192H26ZM39 193H40V192H39ZM70 193H71V192H70ZM105 193H106V192H105ZM105 193H104V194H105ZM199 193H200V190H199ZM204 193H205V192H204ZM218 193H219V192H218ZM227 193H229V191H228ZM230 193H231V192H230ZM238 193H239V192H238ZM248 193H246V194H248ZM253 193H254V192H253ZM255 193H256V191H255ZM262 193H264V190H263ZM45 194H46V193H45ZM80 194H81V193H80ZM93 194H94V193H93ZM93 194H92V195H93ZM115 194H117V193H115ZM140 194H141V193H140ZM140 194H139V195H140ZM176 194H179V193H176ZM210 194H211V193H210ZM212 194H213V192H212ZM216 194H217V193H216ZM239 194H240V193H239ZM257 194H259V192H258ZM260 194H261V192H260ZM4 195H5V194H4ZM77 195H78V194H77ZM100 195H102V194H100ZM107 195H108V193H107ZM112 195H113V194H112ZM112 195H111V196H112ZM134 195H135V194H134ZM164 195H165V194H164ZM173 195H174V194H173ZM186 195H187V194H186ZM205 195H206V194H205ZM213 195H214V194H213ZM213 195H212V196H213ZM219 195H220V194H218V197H219ZM221 195H222V194H221ZM226 195H227V194H226ZM228 195H229V194H228ZM50 196H51V195H50ZM80 196H81V195H80ZM104 196H105V195H104ZM104 196H103V197H104ZM113 196H114V195H113ZM115 196H117V195H115ZM137 196H138V195H137ZM153 196H154V195H153ZM174 196H175V195H174ZM174 196H173V198H174ZM176 196H177V195H176ZM181 196H182V195H181ZM181 196H180V197H181ZM214 196H215V195H214ZM223 196H225V194H224ZM223 196H220V197H223ZM229 196H231V195H229ZM241 196H242V195H241ZM7 197H9V195H7ZM54 197H55V196H54ZM72 197H73V196H72ZM89 197H90V196H89ZM105 197H106V196H105ZM139 197H141V195H140ZM142 197H143V195H142ZM164 197H165V196H164ZM182 197H183V196H182ZM227 197H228V196H227ZM242 197H243V196H242ZM245 197H246V196H245ZM17 198H18V197H17ZM21 198H22V196H21ZM30 198H32V197H30ZM98 198H99V197H98ZM115 198H116V197H115ZM127 198H128V197H127ZM178 198H179V197H178ZM201 198H202V197H201ZM215 198H216V196H215ZM2 199H3V198H2ZM4 199H5V198H4ZM13 199H14V198H13ZM18 199H19V198H18ZM18 199H17V200H18ZM50 199H51V197H50ZM72 199H73V198H72ZM76 199H77V198H76ZM91 199H92V198H91ZM95 199H96V198H95ZM95 199H94V200H95ZM99 199H102V196H101V198H99ZM120 199H121V198H120ZM140 199H141V198H140ZM140 199H139V200H140ZM158 199H159V198H158ZM181 199H183V198H181ZM202 199H203V198H202ZM225 199H227V198H225ZM225 199H224V200H225ZM235 199H236V198H235ZM33 200H34V199H33ZM74 200H75V199H74ZM123 200L125 201V199H123ZM129 200H130V199H129ZM185 200H186V199H185ZM204 200H205V199H204ZM206 200H207V198H206ZM233 200H234V199H233ZM244 200H245V199H244ZM9 201H10V199H9ZM12 201H13V200H12ZM24 201H25V200H24ZM29 201H31V199H30ZM29 201H25V202L28 203ZM76 201H77V200H76ZM80 201H81V200H80ZM95 201H96V200H95ZM97 201H98V200H97ZM111 201H112V200H111ZM142 201H144V200H142ZM181 201H182V200H181ZM183 201H184V200H183ZM191 201H192V200H191ZM200 201H201V200H200ZM255 201H256V200H255ZM31 202H32V201H31ZM33 202H34V201H33ZM58 202H59V201H58ZM66 202H68V200H67ZM71 202H72V201H71ZM81 202H82V201H81ZM89 202H90V201H89ZM92 202H93V201H92ZM106 202H107V200H106ZM106 202H105V203H106ZM116 202H117V201H116ZM128 202H129V201H128ZM136 202H137V201H136ZM194 202H195V201H194ZM197 202H198V201H196V204H197ZM201 202H202V201H201ZM205 202H206V201H205ZM226 202H227V201H226ZM241 202H242V201H241ZM252 202H253V201H252ZM14 203H15V201H14ZM20 203H21V202H20ZM22 203H23V202H22ZM49 203H50V202H49ZM63 203H64V202H63ZM97 203H98V202H97ZM122 203H123V202H122ZM124 203H125V202H124ZM129 203H130V202H129ZM133 203H135V202H133ZM133 203H132V204H133ZM207 203H208V202H207ZM239 203H240V202H239ZM248 203H249V202H248ZM253 203H254V202H253ZM28 204H31V203H28ZM72 204H73V203H72ZM80 204H81V203H80ZM167 204H169V203H167ZM193 204H195V203H193ZM245 204H246V203H245ZM31 205H32V204H31ZM31 205H29V206H31ZM93 205H94V204H93ZM107 205H108V204H107ZM110 205H111V204H110ZM135 205H136V204H135ZM142 205H143V204H142ZM144 205H145V204H144ZM144 205H143V206H144ZM152 205H154V204H152ZM169 205H170V204H169ZM169 205H167V206H169ZM243 205H244V204H243ZM257 205H258V204H257ZM18 206H19V205H18ZM33 206H34V204H33ZM94 206H95V205H94ZM115 206H116V205H115ZM117 206H118V205H117ZM120 206H121V205H120ZM127 206H128V205H127ZM131 206H132V205H131ZM139 206H140V205H139ZM197 206H198V205H197ZM203 206H204V205H203ZM205 206H206V205H205ZM207 206H208V204H207ZM255 206H256V205H255ZM7 207H8V206H7ZM37 207H38V206H37ZM50 207H51V206H50ZM81 207H82V206H81ZM90 207H91V206H90ZM129 207H130V206H129ZM158 207H159V206H158ZM195 207H196V206H195ZM241 207H242V206H241ZM246 207H247V206H246ZM258 207H259V206H258ZM16 208H17V207H16ZM27 208H29V207H27ZM32 208H33V207H32ZM76 208H77V207H76ZM103 208H104V207H103ZM103 208H102V209H103ZM111 208H112V207H111ZM150 208H152V207H150ZM174 208H175V207H174ZM179 208H180V207H179ZM199 208H200V207H199ZM24 209H26V207H25ZM38 209H39V208H38ZM42 209H44V207H43ZM70 209H71V208H70ZM88 209H89V207H88ZM98 209L100 210V208H98ZM112 209H113V210H112L113 213L116 212V211H114L115 208H112ZM143 209H144V208H143ZM143 209H142V211H143ZM193 209L195 210V208H193ZM196 209H197V207H196ZM201 209H202V208H201ZM19 210H20V209H19ZM28 210H29V209H28ZM28 210H27V211H28ZM33 210H34V209H33ZM35 210H36V208H35ZM46 210H47V208H46ZM56 210H57V208H55V211H56ZM61 210H62V209H61ZM92 210H93V209H92ZM118 210L120 211L121 209L118 208ZM136 210H137V209H136ZM144 210H145V209H144ZM157 210H158V209H157ZM189 210H190V209H189ZM209 210H210V209H209ZM36 211H37V210H36ZM42 211H43V210H42ZM57 211H58V210H57ZM57 211H56V212H57ZM110 211H111V210H110ZM119 211H118V212H119ZM128 211H130V209H129ZM203 211H204V210H203ZM207 211H208V210H207ZM207 211H206V212H207ZM219 211H220V210H219ZM12 212H13V210H12ZM14 212H15V211H14ZM182 212H184V211L182 210ZM200 212H201V211H200ZM204 212H205V211H204ZM102 213H103V212H102ZM102 213H100V214H102ZM120 213H121V212H120ZM122 213H123V211H122ZM122 213H121V214H122ZM164 213H165V212H164ZM180 213H181V211H180ZM193 213H194V212H193ZM195 213H196V212H195ZM217 213H219V212H217ZM51 214H52V212H51ZM62 214H63V212H62ZM118 214H119V213H118ZM123 214H124V213H123ZM130 214H131V213H130ZM157 214H158V212H157ZM157 214H156V215H157ZM159 214H160V213H159ZM196 214H197V213H196ZM196 214H195V215H196ZM198 214H199V213H198ZM201 214H203V213L201 212ZM201 214H200V215H201ZM214 214H215V212H214ZM247 214H248V213H247ZM252 214H253V213H252ZM6 215H7V214H6ZM6 215H5V216H6ZM54 215H55V214H54ZM54 215H53V216H54ZM56 215H57V214H56ZM60 215H61V214H60ZM91 215H92V214H91ZM110 215H112V214H110ZM119 215H120V214H119ZM132 215H133V214H131L130 216H132ZM176 215H177V214H176ZM248 215H249V214H248ZM35 216H36V215H35ZM61 216H62V215H61ZM61 216H60V217H61ZM70 216H72V215H70ZM70 216H69V217H70ZM74 216H75V215H74ZM101 216H103V215H101ZM130 216H129V217H130ZM133 216H134V215H133ZM144 216H145V215H144ZM181 216H182V215H181ZM243 216H244V215H243ZM7 217H8V216H7ZM10 217H11V216H10ZM37 217H38V216H37ZM63 217H64V216H63ZM65 217H66V216H65ZM67 217H68V216H67ZM117 217H118V216H117ZM123 217H124V216H122V219H123ZM140 217H142V216H140ZM184 217H185V215H184ZM187 217H190V216H187ZM201 217H202V216H201ZM201 217H200V218H201ZM245 217H246V216H245ZM3 218H4V217H3ZM3 218H1V219H3ZM12 218H13V217H12ZM12 218H10V219H12ZM14 218H15V217H14ZM14 218H13V219H14ZM52 218H53V217H52ZM57 218H58V217H57ZM73 218H74V217H73ZM77 218H78V216H77ZM77 218H76V220H77ZM103 218H104V216H103ZM110 218H111V217H110ZM119 218H120V217H119ZM125 218H126V217H125ZM200 218H199V219H200ZM202 218H203V217H202ZM6 219H7V218H6ZM41 219H42V218H41ZM47 219H48V218H47ZM50 219H51V218H50ZM50 219H49V220H50ZM53 219H54V218H53ZM69 219H70V218H68V219L66 218V221L69 220ZM81 219H82V218H81ZM91 219H92V218H91ZM108 219H109V218H108ZM140 219H141V218H140ZM143 219H144V218H143ZM187 219H188V218H187ZM187 219H186V220H187ZM203 219H204V218H203ZM231 219H232V218H231ZM27 220H28V219H27ZM30 220H32V219L30 218ZM33 220H34V219H33ZM42 220H43V219H42ZM45 220H46V218H45ZM76 220H75V221H76ZM78 220H79V218H78ZM105 220H106V219H105ZM105 220H104V221H105ZM167 220H168V219H167ZM260 220H261V219H260ZM34 221H35V220H34ZM55 221H57V220H55ZM66 221H65V222H66ZM99 221H101V220H99ZM107 221H108V220H107ZM111 221H112V220H111ZM131 221H133V220H131ZM163 221H164V219H163ZM165 221H166V220H165ZM165 221H164V223H165ZM187 221H188V220H187ZM189 221H193V220H189ZM199 221H200V220H199ZM202 221H203V220H202ZM214 221H215V220H214ZM228 221H229V219H228ZM231 221H232V220H231ZM248 221H249V220H248ZM12 222H13V221H12ZM49 222H50V221H49ZM157 222H158V220H157ZM178 222H179V221H178ZM183 222H184V221H183ZM254 222H255V221H254ZM263 222H264V221H263ZM44 223H45V222H44ZM56 223H57V222H56ZM67 223H70V222H67ZM67 223H66V224H67ZM106 223H107V222H106ZM106 223H105V224H106ZM108 223H109V222H108ZM113 223H115V222H113ZM151 223H153V222H151ZM186 223H187V222H186ZM189 223H190V222H189ZM199 223H200V222H199ZM203 223H204V222H203ZM206 223H209V222L206 221ZM210 223H211V222H210ZM230 223H231V222H230ZM261 223H262V222H261ZM10 224H11V223H10ZM10 224H9L8 226H10ZM46 224H47V223H46ZM48 224H49V223H48ZM48 224H47V225H48ZM57 224H58V223H57ZM74 224H75V223H74ZM97 224H100V223H97ZM115 224H116V223H115ZM154 224H155V222H154ZM156 224H157V223H156ZM159 224H160V223H159ZM161 224H162V223H161ZM180 224H181V223H180ZM223 224H224V223H223ZM226 224H227V223H226ZM256 224H257V222L255 223V225H256ZM43 225H44V224H43ZM72 225H73V224H72ZM77 225H79V224H77ZM116 225H117V224H116ZM121 225H123V224H121ZM130 225H131V224H130ZM178 225H179V224H178ZM178 225H177V226H178ZM198 225H200V224H198ZM198 225H197V226H198ZM201 225H202V224H201ZM209 225H210V224H209ZM214 225H215V224H214ZM13 226H14V225H13ZM48 226H50V225H48ZM70 226H71V225H70ZM82 226L84 227L83 224H82ZM82 226H81V227H82ZM124 226H126V224H125ZM187 226L189 227V225H187ZM204 226H205V225H204ZM204 226H203V227H204ZM212 226H213V225H212ZM216 226H217V225H215V227H216ZM225 226H226L227 230H229V229H228L229 227H227V225H225ZM232 226H233V224H232ZM11 227H12V226H11ZM16 227H17V226H16ZM16 227H14V228H16ZM115 227H116V226H115ZM203 227H202V229H203ZM223 227H224V226H223ZM223 227H222V228H223ZM12 228H13V227H12ZM48 228H49V227H48ZM51 228H52V227H51ZM53 228H54V227H53ZM85 228H86V227H85ZM119 228H120V227H119ZM126 228H127V227H126ZM128 228H129V227H128ZM177 228H179V227H177ZM226 228H225V229H226ZM231 228H233V227H231ZM22 229H23V227H22ZM83 229H84V228H83ZM149 229H150V228H149ZM151 229H152V228H151ZM179 229H180V228H179ZM195 229H196V228H195ZM195 229H194V231H195ZM198 229H200V228H198ZM198 229H197V230H198ZM47 230H48V229H47ZM58 230H59V229H58ZM67 230H68V229H67ZM99 230H101V229L99 228ZM106 230H107V228H106ZM106 230H105V231H106ZM109 230H110V229H109ZM131 230H132V229H131ZM162 230H163V229H162ZM165 230H166V229H165ZM175 230H176V229H175ZM183 230H185V229H183ZM197 230H196V231H197ZM230 230H232V229H230ZM44 231H45V230H44ZM48 231H49V230H48ZM69 231H70V230H69ZM81 231H82V230H81ZM124 231H125V230H124ZM154 231H155V229H154ZM180 231H181V230H180ZM187 231H188V230H187ZM191 231H193V230H191ZM194 231H193V232H194ZM204 231H205V230H204ZM232 231H233V230H232ZM239 231H240V230H239ZM59 232H60V231H59ZM59 232H58V233H59ZM86 232H87V230H86ZM113 232L115 233V231H113ZM118 232H119V231H118ZM155 232H156V231H155ZM166 232H167V231H166ZM176 232H178V231L176 230ZM181 232H182V231H181ZM197 232H198V231H197ZM207 232H208V231H207ZM227 232H228V231H227ZM240 232H241V231H240ZM55 233H56V231H55ZM67 233H68V232H67ZM71 233H72V232H71ZM75 233H77V232H75ZM109 233H110V232H109ZM157 233H158V232H157ZM174 233H175V232H174ZM182 233H183V232H182ZM214 233H215V232H214ZM46 234H47V233H46ZM69 234H70V233H69ZM78 234H79V233H78ZM89 234H90V233H89ZM89 234H88V236H89ZM118 234H119V233H118ZM120 234H121V233H120ZM128 234H129V233H128ZM168 234H169V233H168ZM180 234H181V233H180ZM183 234H184V233H183ZM187 234H188V233H187ZM212 234H213V233H212ZM212 234H211V235H212ZM219 234H221V233H219ZM39 235H40V234H39ZM49 235H51V234H49ZM57 235H58V234H57ZM110 235H111V234H110ZM115 235H116V234H115ZM115 235H114V236H115ZM129 235H130V234H129ZM137 235H138V233H137ZM156 235H157V234H156ZM194 235H195V234H194ZM197 235H198L199 237L202 236V235H200V233H197ZM207 235H208V234H207ZM253 235H254V234H253ZM72 236H75V235L73 234ZM116 236H117V235H116ZM132 236H134V235H132ZM135 236H136V235H135ZM198 236H197V237H198ZM203 236H204V235H203ZM46 237H47V236H46ZM64 237H65V236H64ZM80 237H81V235H80ZM101 237H104V236H101ZM189 237H190V236H189ZM212 237H213V236H212ZM216 237H218V235H217ZM0 238H2V237H0ZM25 238H26V237H25ZM36 238H37V237H36ZM54 238H55V237H54ZM105 238H106V237H105ZM171 238H173V237H171ZM183 238H184V237H183ZM187 238H188V237H187ZM190 238H191V237H190ZM190 238H189V240H190ZM193 238H194V237H193ZM193 238H192V239H193ZM202 238H203V237H202ZM38 239H40V238H38ZM49 239H50V238H49ZM52 239H53V238H52ZM72 239H73V238H72ZM74 239H75V237H74ZM82 239H83V238H82ZM82 239L80 238L81 241H82ZM116 239H117V238H116ZM146 239H147V238H146ZM199 239H200V238H199ZM203 239H204V238H203ZM244 239H245V238H244ZM249 239H250V238H249ZM251 239H252V238H251ZM251 239H250V242H251ZM29 240H30V239H29ZM88 240H89V239H88V237H87V240H86V241L88 242ZM101 240H102V239H101ZM175 240H176V239H175ZM212 240H213V239H212ZM225 240H226V239H225ZM246 240H247V239H246ZM3 241H4V240H3ZM70 241H71V240H70ZM89 241H91V240H89ZM92 241H93V240H92ZM168 241H169V240H168ZM170 241H171V240H170ZM172 241H174V239H173ZM204 241H205V239L203 240V242H204ZM25 242H26V241H25ZM42 242H43V241H42ZM79 242H80V241H79ZM83 242H84V241H83ZM158 242H159V240H158ZM158 242H157V243H158ZM160 242H161V241H160ZM166 242H167V241H166ZM193 242H195V241H193ZM203 242H202V243H203ZM246 242H247V241H246ZM260 242H262V241H260ZM19 243H20V242H19ZM40 243H41V241H40ZM71 243H72V242H71ZM81 243H82V242H81ZM84 243H85V242H84ZM171 243H173V242H171ZM188 243H189V242H188ZM198 243H199V242H198ZM21 244H22L21 246H22V248H23L24 244H23V243H21ZM28 244H30V243H28ZM59 244H60V243H59ZM88 244H89V242H88ZM98 244H99V243H98ZM147 244H149V243H147ZM215 244H216V243H215ZM242 244H243V243H242ZM245 244H246V243H245ZM263 244H264V243H263ZM263 244H261V245L263 246ZM26 245H27V244H26ZM62 245H63V244H62ZM64 245H65V244H64ZM79 245H80V244H79ZM84 245H85V244H84ZM90 245H91V242H90ZM92 245H95V244H92ZM135 245H137V243H135ZM138 245H139V243H138ZM141 245H142V244H141ZM170 245H171V244H170ZM35 246H37V245H35ZM38 246H39V245H38ZM52 246H53V245H52ZM52 246H51V247H52ZM60 246H61V245H60ZM67 246H68V245H67ZM100 246H101V245H100ZM113 246H114V245H113ZM143 246H144V245H143ZM156 246H158V245L156 244ZM156 246H155V247H156ZM199 246H200V245H199ZM207 246H208V245H207ZM231 246H233V245H231ZM245 246H246V245H245ZM245 246H244V247H245ZM256 246H257V244H256ZM262 246H261V247H262ZM0 247H1V246H0ZM33 247H34V246H33ZM49 247H50V246H49ZM51 247H50V248H51ZM83 247H86V246H83ZM88 247L90 248V246H88ZM92 247H93V246H92ZM103 247H105V246H103ZM170 247H171V246H170ZM179 247H183V245H182V246H179ZM212 247H213V246H212ZM212 247H211V248H212ZM242 247H243V245H242ZM244 247H243V248H244ZM17 248H19V247H17ZM20 248H21V247H20ZM27 248H28V247H27ZM31 248H32V247H31ZM42 248H43V247H42ZM42 248H41V250H42ZM50 248H49V250H50ZM69 248H70V247H69ZM107 248H108V247H107ZM147 248H148V246H147ZM151 248H152V247H151ZM153 248H154V247H153ZM156 248H157V247H156ZM171 248H172V247H171ZM217 248H218V247H217ZM43 249H44V248H43ZM59 249H60V248H59ZM66 249H67V248H66ZM70 249H71V248H70ZM86 249H87V248H86ZM173 249H174V248H173ZM182 249H183V248H182ZM219 249H220V248H219ZM22 250H23V249H22ZM22 250H21V251H22ZM29 250H30V249H29ZM62 250H63V249H62ZM64 250H65V249H64ZM77 250H78V248H77ZM80 250H81V249H80ZM91 250H93V249H91ZM117 250H118V249H117ZM160 250H161V249H160ZM174 250H175V249H174ZM180 250H181V249H180ZM199 250H201V249H199ZM242 250H244V249H242ZM248 250H249V249H248ZM261 250H262V248H261ZM1 251H2V250H1ZM7 251H8V250H7ZM14 251H15V250H14ZM27 251H28V250H27ZM51 251H52V249H51ZM56 251H57V250H56ZM75 251H76V250H75ZM75 251H74V253H75ZM81 251H82V250H81ZM108 251H109V250H108ZM149 251H150V250H149ZM169 251H170V250H169ZM207 251H209V250H207ZM255 251H256V250H255ZM255 251H253V253H254ZM4 252H5V251H4ZM8 252H9V251H8ZM8 252H7V253H8ZM25 252H26V251H25ZM61 252H62V251H61ZM72 252H73V251H72ZM163 252H164V249H163ZM166 252H167V251H166ZM178 252H179V251H178ZM181 252H182V250H181ZM183 252H185V251H183ZM188 252H189V251H188ZM196 252L198 253V251H196ZM52 253H53V252H52ZM55 253H56V252H55ZM69 253H70V251H69ZM95 253H96V252H95ZM152 253H154V252H152ZM204 253H205V252H204ZM231 253H232V252H231ZM24 254H25V253H24ZM77 254H78V253H77ZM118 254H119V253H118ZM162 254H163V253H162ZM188 254H189V253H188ZM194 254H195V253H194ZM212 254H213V253H211V255H212ZM236 254H237V253H236ZM238 254H239V253H238ZM254 254H255V253H254ZM258 254H259V253H258ZM260 254H261V252H260ZM260 254H259V255H260ZM20 255H21V254H20ZM38 255H39V254H38ZM42 255H43V253H42ZM44 255H45V254H44ZM44 255H43V256H44ZM61 255H62V254H61ZM90 255H91V254H90ZM105 255H107V254H105ZM146 255H149V254L147 253ZM167 255H168V254H167ZM175 255H176V254H175ZM195 255H196V254H195ZM199 255H200V254H199ZM201 255H202V254H201ZM4 256H5V255H4ZM50 256H51V255H50ZM50 256H49V257H50ZM76 256H77V255H76ZM81 256H82V255H81ZM186 256H187V255H186ZM206 256H207V255H206ZM218 256H219V255H218ZM238 256H239V255H238ZM45 257H46V256H45ZM63 257H64V256H63ZM71 257H72V253H71L70 258H71ZM100 257H101V256H100ZM148 257H150V255H149ZM173 257H174V255H173ZM191 257H192V256H191ZM262 257H263V256H262ZM14 258H16V257H14ZM78 258H79V257H78ZM78 258H77V259H78ZM80 258H81V257H80ZM122 258H123V257H122ZM143 258H144V257H143ZM189 258H190V257H189ZM195 258H196V257H195ZM199 258H200V257H199ZM203 258H204V257H203ZM240 258H241V257H240ZM12 259H13V258H12ZM32 259H33V258H32ZM40 259H41V258H40ZM49 259H50V258H49ZM49 259H48V260H49ZM61 259H62V258H61ZM81 259H82V258H81ZM81 259H80V260H81ZM86 259H87V258H86ZM86 259H85V260H86ZM172 259H174V258H172ZM178 259H179V258H176V260H178ZM196 259H197V258H196ZM228 259H229V258H228ZM260 259H261V258H260ZM14 260H15V259H14ZM37 260H38V259H37ZM229 260H230V259H229ZM239 260H240V259H239ZM21 261H22V260H21ZM54 261H55V260H54ZM109 261H110V260H109ZM136 261H137V260H136ZM141 261H142V260H141ZM186 261H187V259H186ZM195 261H197V260H195ZM195 261H194V262H195ZM7 262H8V261H7ZM96 262H97V261H96ZM103 262H104V261H103ZM119 262H120V261H119ZM137 262H138V261H137ZM143 262H144V261H143ZM181 262H182V261H181ZM18 263H19V262H18ZM81 263H82V262H81ZM138 263H139V262H138ZM170 263H171V262H170ZM174 263H175V262H174ZM184 263H185V262H184ZM3 264H5V263H3ZM66 264H67V263H66ZM73 264H74V263H73ZM82 264H83V263H82ZM87 264H88V263H87ZM103 264H104V263H103ZM106 264H107V263H106ZM141 264H142V263H141ZM154 264H155V263H154ZM157 264H158V263H157ZM186 264H187V263H186ZM198 264H199V263H198ZM234 264H235V263H234ZM236 264H239V262H237Z\"/></svg>","mask_w":264,"mask_h":264},{"label":"snow or ice","instance_id":"3","mask_svg":"<svg viewBox=\"0 0 264 264\" xmlns=\"http://www.w3.org/2000/svg\"><path fill=\"white\" fill-rule=\"evenodd\" d=\"M239 264H244V262H243V261H241V262H239Z\"/></svg>","mask_w":264,"mask_h":264}]
</instances>
